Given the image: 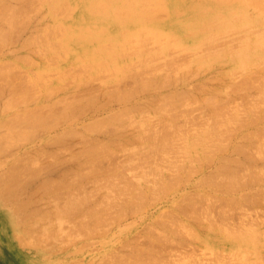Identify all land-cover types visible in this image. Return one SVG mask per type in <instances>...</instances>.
I'll list each match as a JSON object with an SVG mask.
<instances>
[{"label":"rangeland","instance_id":"obj_1","mask_svg":"<svg viewBox=\"0 0 264 264\" xmlns=\"http://www.w3.org/2000/svg\"><path fill=\"white\" fill-rule=\"evenodd\" d=\"M7 1H9V2H7ZM7 1L0 0V10H1L0 12H1V15L3 14V16H1V17H3L4 19L7 18V20H8V16L11 15V20L14 21V22L12 21L14 24L16 20H18L20 17L21 18L23 17L20 14L24 12V17L27 14V15H29L28 17H30V20L28 17H25L23 19L26 29L24 28V23L21 24L22 19L21 20L19 19L21 23L16 22L17 23L16 26H15V24L13 26L11 20H9L11 23L9 21H8V23L10 24L11 28H10V26H7V25H9V24H7V21L0 22V23L4 22V24H5V25L1 24L0 27L4 26L3 27V29H4L7 26L8 28H6L5 31L6 32L9 31L8 34L4 35L5 37L3 36L4 38L0 36V39H5L4 41L0 40V42H1V44H0V80L1 81L0 82H2L0 84V86L2 87L3 93H5L10 84H17V85H20V84L24 85L25 84L23 87L25 88L27 86V89H29V90H27L26 88H25L26 89L25 90L23 88V92H21V95L23 93H25V98H28L27 96H29L28 94H30V93L31 94L33 93L32 95L35 98H39L42 96L43 101L39 102V104H37V105L39 106L40 103H42L41 107L42 106L43 107L39 108L38 106H35V104H31L30 106L25 107L26 105L29 104V102H33V101L35 102L36 101V99L30 95V97H29L30 100L26 99L27 101H29L26 103H22L20 101V99L22 100V97L19 98V100H16L14 98L16 102L13 101L12 104L10 103L11 106L13 104L15 105L14 107L10 108L9 112L11 115L8 112H0V123L1 122L3 123V124L1 123L2 127L0 126L1 131L3 130L2 128H4L5 125H10V126L14 125L15 126L12 128H10V126H9V129L6 128L7 127L6 126L5 128L9 130V131L7 130L8 133H6L7 131H5V130H4L5 133H4V131H2L3 134L0 133V135L2 134L1 135L2 138H0L1 141H2L3 137L6 138L5 136H7V138L5 140L3 139L5 144H4V142H2L4 145H1V143H0V148H1L0 149V178H2V177L4 178L5 174L12 171V169L10 170V168H12L11 166H13V164H12L13 162L15 165L14 168H16L13 171L16 170L15 173L17 172L18 176L22 170V168H20V170H17L20 167V165L23 166L25 164L26 166H24V169L30 168V170L28 172H27L28 169L25 171L22 170V175L19 176L20 178H18L19 179L18 181L21 180L20 182L17 181L18 183H15V184L10 183L11 184L10 185V184H8L9 180L7 179V181H8V182L6 181L7 184H6V182L5 183L3 182L4 184L2 183L0 185L1 187L6 188V190L8 189V191L5 192L6 194H0V264H153V263L154 264H160V263L161 264H211V263L213 264V262L215 264H220V263L221 264H227V263L231 264V262H232V264L233 263L234 264H237V263H239V264H245V263L246 264H250V263L251 264H264V203H263L264 202V195H263L264 194L263 193V191H264V180L263 179L264 178H262V177H264V175H263L264 174V154H263L264 153V147H262L261 150H259L260 145L258 143V142H260V141H258L259 139L261 140V138H264V125H263L264 119L261 118L259 120V117H261V114H262V117H264L263 116L264 111L262 109L264 107V105L262 106V104L264 103V97H262L261 96L262 94L260 95V93H259L261 91H262V93L264 92V90H262V86L264 88V85H261V86L259 85V84H263V82H264V80H260L261 78L263 79V76H264V41H263L264 35H262V34H264V31L261 30L262 28L264 29V14L263 15L259 14V12H257L255 8L249 6L245 9L240 8V10H242V13H244L246 15V17L243 18V17H240L242 15H240L241 12L238 9L236 12L233 7L228 8V6L225 4H223V5L213 4L212 6H210V5L206 4L205 0H173L174 3H169V0H160V1L155 0V1H157L158 4H156V2H154V0H152L151 3H153V4L150 6L146 5V2L150 1V0H147V1L141 0L142 2L139 1L138 4L136 5V8L134 10L135 11L134 14L130 13V15H126V14H129V12L127 10H124L125 12H123V13L126 16L123 14L124 17L121 18L120 16H122V15H119V17H116L117 20L116 19L111 20L110 18L104 17V21H103V16H104L103 11L98 13L99 11H96L95 10L96 8L93 7V5H92L93 4L92 2L93 1L95 2L97 0H67V2L64 1L66 3L69 2V4H70L69 6H70V8H72L71 12H70V8L68 7V4H67V8L69 11L65 8V10H63L61 12L62 8H64V3H63V7L60 4L63 2V0L61 3H60L61 0H58V1L57 0L56 1L55 0L54 1L49 0L50 2L48 3V5L52 4V6H54V7H56V4L59 3L58 4L59 10L56 7V9H54L55 11L57 10L56 12L51 10L53 13L50 11V9H53L52 6L49 7L46 3V2H48V0H46L45 2L43 0H41L42 2L39 0H35L36 1L35 2L33 0L34 3L31 2L32 1L31 0L30 4L33 3L34 5L33 4L30 5L28 0H25V1L24 0H20V1L18 0V2H17V0H15V1L14 0H7ZM10 1H12V2H10ZM27 1H28V3H27ZM74 1L76 2V4H74L75 3ZM124 1L127 2V0H124ZM19 2H20V4H19ZM24 2H26V3H24ZM39 2H41V3H39ZM3 3H5V4L7 3L6 7L4 6L5 4L3 5ZM8 4H10V6H12V7L17 5L16 7L20 8V10H19L20 14H18L19 13L18 11H17L18 13L16 12L17 15L15 13V11L18 10V8L14 7L16 9L14 11V10L10 9L11 7ZM28 4H29V8L26 9L28 7ZM35 4H37V5H35ZM73 4L76 6V7L74 6L75 9L72 6ZM139 4H145L146 8L149 7L151 10H152L151 6L153 7V5H155V6L159 5L158 6L159 8H157L158 11L155 10V8H156L155 6H154L155 8L153 7L154 10H152V11L149 8H147L146 11H148V12L150 11L149 12L150 16L147 15V16H144L142 19H140L143 22V26L142 25H140V26L144 27V30H146V29L148 30V28L153 27L154 24H158V25L167 24L168 31L162 32V34L160 33L159 35H161V36L160 37L158 36V39H154L153 37H151V33L148 32L147 30H146L147 32L143 31L144 32L143 33L142 32L143 28L142 27L140 28L138 24L135 26L132 24V21H134L135 18H139L141 13L143 14V12H146L145 7H143L144 9L141 10V7L143 5H140L141 7L139 9V7H138ZM23 5H24V7H22ZM86 5H87V9H86ZM3 6L6 9L7 8L10 9V11L8 10L10 14L7 13V11L5 12L3 10V8H4ZM36 6H37V8H36ZM38 6L41 9H39ZM21 7L24 8L25 10H21ZM60 7H61V9H60ZM165 7L167 8L166 11H165ZM175 8H176V10H175ZM29 9L31 10V12L27 11ZM46 10H47V12H46ZM66 10L68 11V13L70 12L69 15H71V16H68V13L66 12ZM94 10H95V12H94L95 14L93 13ZM231 10H234V12L233 11L231 12ZM177 11H179L178 13H180V14H178ZM57 12H61L62 16L59 15L60 13H58V16H57ZM64 12H65V14H63ZM163 12H164V14H163ZM165 12L168 14L166 15ZM249 12H250V14H249ZM151 13H153V14H151ZM155 13L156 14L160 13L159 16L157 14L158 18H154L156 15ZM5 14H7V17L6 16L4 17ZM12 14H14V15L12 16ZM43 14H45V15H43ZM15 15L17 17H15ZM19 15H20V17L18 18ZM153 15H154V17H152ZM233 15L234 16L236 15V16L233 17ZM53 16L55 17V19L53 18ZM160 16L164 17V18H160ZM13 17H15L16 20L12 19ZM147 17H148V19H146ZM26 18H28V19H26ZM37 18H38V21H35V20H37ZM175 18L177 20H175ZM25 20H27V21H25ZM58 20H61L58 22L59 24L61 22V27L58 26L59 25L57 23ZM119 20L120 21L124 20V21L119 22ZM247 20H248V22H247ZM43 21H44V24H46V22L48 21L49 24L46 26L50 25V27L51 26L53 27V25H51L53 23L55 28L57 26V28H56L57 30L53 29L54 27L53 28L49 27L51 29L50 31L52 33L50 32L51 34H47L49 32H47V30L43 28V27H46L45 25L44 26L42 25ZM26 23H27V25H26ZM35 23L39 24V25L41 24L40 26L43 28L44 31L39 28L40 26L39 27L37 25L32 26V24H35ZM56 23H57V25L55 26ZM66 23H68L67 27L68 28L70 27L69 29L67 28L68 30L65 27ZM18 24L20 26H18ZM29 24H30V26L34 27L35 30L31 29L32 27H30ZM91 24L92 25L94 24V26H92ZM21 25H23L22 29L16 28V27L21 28ZM79 25H81V26H79ZM76 26H78V27H76ZM84 26H86V27L84 28ZM99 26H101V27H99ZM2 27H1V30H3ZM14 27L16 28L17 33H15ZM63 27H64L65 32L62 31ZM102 27H104L103 29H105V30L102 29V31L101 30L99 31L98 29L102 28ZM199 27H200V29H199ZM202 27L203 28L205 27V29L201 30ZM58 28L61 31H59ZM79 28L81 29V31H79ZM86 28H87V30H86ZM124 28H125V30L126 29H128V30L124 31ZM132 28H134V29L136 28L137 31L133 30ZM257 28L258 29L261 28L260 32H262V33H260L258 31L259 33L257 35L256 34L257 33L256 30H258ZM83 29H85V30H83ZM227 29H228V31H227ZM234 29H237V30H234ZM39 30H40V32H39ZM53 30L56 32L53 33ZM93 30H97V32H94ZM138 30H140V31H138ZM120 31L121 32L123 31V32L121 33ZM191 31H193V32H191ZM214 31H216V32H214ZM221 31L224 35L221 33ZM43 32L45 34H47L49 37L47 35L42 34ZM62 32L65 34H62ZM138 32H139V34H138ZM140 32H142V33H140ZM145 32H146V34H145ZM38 33H41L40 36L38 35ZM67 33H70V34L68 35ZM79 33L81 35H84V36L83 37L80 36ZM164 33H167V35L165 34V36H164ZM170 33L174 34L173 37H172V35L171 36L169 35ZM209 33H211V34L208 35ZM218 33H219V36L221 35L220 37H218ZM36 34L38 35L37 37H35ZM57 34H58V36H57ZM76 34L77 35L79 34V35L77 36ZM141 34L142 35L144 34L143 35L144 37H146V35H148V38L146 37L147 41L145 40L148 43L143 41L144 37L141 36ZM28 35L35 37V39L37 38L36 41L31 40V45L33 44L32 45L33 49H31V48H30L31 50L26 49L27 51L15 50L14 52H12V54H10V56L6 55L7 50L12 49V47L8 46V41L10 39L11 40L14 39V41L16 40V42L13 45L18 44V43L22 45V42H21V41H23L22 39H26L25 37H27V39H31V37L29 38ZM41 35H44V36H42L43 38L40 39ZM135 35L136 36L138 35V37H142L141 38L142 40L140 39L141 42L139 41L140 44H142L143 42L148 44V46H147L145 43H143V46L146 45V47L149 48V50L146 49L145 46L143 47L141 45V47H142L141 49L146 50L145 51L146 53L143 50L141 51V49L138 50L140 47V44L139 45L134 44V46L131 45V48L128 47L129 44L138 43V40L136 39L138 37L135 38ZM46 36H47V38H46ZM75 36H77L76 39L74 38ZM129 36H130L129 40L132 39L131 36H134V39L130 40V42L128 41ZM208 36L210 38H208ZM211 36H212V38H211ZM92 37H94L93 38L94 40L92 39ZM124 37H126V38H124ZM150 37L153 39V40L152 39L151 40L154 42V44L151 41H149ZM163 37L164 38L166 37V38L163 39ZM169 37H172L173 39H170ZM175 37H177V38L174 40ZM122 38H124L127 42L125 43V40H124V42H122L121 41V40H123ZM160 38L163 39L164 42H161L162 40ZM196 38H197V40H196ZM46 39H48V41L51 40V43H49L50 41L49 42L46 41ZM60 39L62 40V42ZM205 39H206V42L210 39L208 41V42H210V44L209 43L205 44L204 43ZM117 40H119L120 43ZM154 40H156V41H154ZM159 40H161V41H159ZM169 40H171V41H169ZM195 40H196V42H195ZM198 40H201V43L202 42L203 43L199 45ZM238 40H239V42H238ZM244 40H246L247 42H244ZM33 41H35V42L32 43ZM115 41H117L118 44L114 45ZM214 41L216 42V44ZM40 42L42 43L43 46L40 44ZM243 42H244V45L241 44ZM103 43H105L107 47ZM110 43H111V46H110ZM157 43H159V44H157ZM170 43H172V44H170ZM211 43H212V45H211ZM239 43H240V46H236V45H239ZM252 43H254V45ZM3 44H4V46H3ZM51 44H52V46H50ZM100 44L104 45V47L103 46L100 47ZM127 44H128L127 48H126V46H124V47L126 48L125 54H127V53L128 54L124 55V50H121V48H122L121 46L127 45ZM182 44H183V46H186V47H183L184 49L178 48V47H182ZM203 44H204L206 49H204V46L203 47L201 46ZM213 44H215V46H218V47L216 48L215 46H213ZM230 44H232V45H230ZM257 44H261V45L256 46ZM44 45H46L47 47L50 46L49 48L52 47V49H53V47H55V48L52 50V52H51V49L49 51H47V48ZM207 45L210 48V50L207 49L208 48ZM210 45H211V47H210ZM233 45L236 47L232 48ZM136 46H139V47L136 48L137 51L135 50L136 51V53H135L134 49ZM155 46L159 47V49L156 48ZM176 46H178V47L176 48ZM115 47H116V49H115ZM172 47L176 48L175 51H173L174 49ZM110 48H112V49H110ZM150 48H153L154 50L153 49L151 50ZM155 48L158 50H156ZM187 48L189 50H187ZM229 48L231 50H229ZM109 49L111 52L108 51ZM132 49H133V51H132ZM213 49L215 51V54H213L214 53ZM215 49H218V50H215ZM33 50H36L40 54L42 52L41 50H44V51L46 50V51L45 52L43 51L44 53L41 54L42 58L41 57L39 58L40 54L35 53L36 51L31 52ZM103 50L104 51L107 50L108 52L107 51L104 52ZM168 50H170L171 52L173 51L172 54H171V52H169V54H168V52H167ZM207 50H209V53ZM232 50L234 52H232ZM157 51H159L158 54H156L158 57H156L155 54H153L154 56L151 55V53H153V52L156 53ZM160 51H162V52H160ZM121 52H123L122 56L119 55V57H118L117 54L118 53L121 54ZM133 52L135 54H133ZM204 52H205V54H207V56H205V57H203L205 55ZM22 53H23V55L24 54H26V55L23 56ZM27 53H28V55H27ZM114 53H115V55H114ZM148 53H150L149 57H151L153 59H151V60L148 59L149 58ZM159 53L160 54L163 53V54L160 55ZM236 53H238V54H236ZM54 54H55V56H54ZM110 54H113V55H110ZM109 55H110V57H109ZM138 55H141L144 57L139 56V58H138L139 61H138L136 59L138 57ZM201 55H202V57H201ZM243 55H245L246 58L248 57L249 61L247 63H245L246 59L244 60ZM112 56H113V59H114V57H116V58L113 60ZM165 56H167V58H165ZM169 56H170V58H168ZM146 57H148L146 59V61L148 63H146L145 61L143 62V60H145L143 58H146ZM84 58H86V59L84 60ZM130 58H132L130 60L131 62H133L132 60H134V59L137 60V62H135V60H134L135 63L133 62V64L130 63L132 66L130 64H127ZM164 58L168 59V60L165 61ZM188 58H189V60H188ZM4 59H5V62H7L9 60L8 63H5L3 61ZM101 59L103 61H101ZM110 59L112 61H110ZM185 59L190 61L189 67L191 69L189 70V68H188L189 71L186 70L187 73L184 74L183 71L185 70L186 67H188L187 66L188 63H186L185 67L183 66V65H185V62H184V61H186ZM140 60H142L141 61L142 64L140 63ZM258 60L261 63L260 62L258 63ZM179 61H180V63H179ZM88 62H90L92 68L88 66ZM104 62L108 63V64L104 65ZM125 62H127V63H125ZM172 62H174L178 65L180 64L181 66L179 65L177 67V65H174V63H173V65H171ZM183 62H184V64H182ZM121 63L122 64L124 63L123 66H125V64H127L128 66L127 65L126 66L129 67V68H127L128 70L130 69L131 72H135L134 74L140 75V76H142V78H143V76L146 77L149 75V73H148V72H150L148 70V69H150L149 66H151V68L154 67L153 70L155 68H157L158 70L159 69L162 70V72H161V71H153L152 69H150L153 72H156L153 74V72L151 71L152 73L150 76L153 77V75H154L155 78L158 77L157 79H159L160 81H163L164 79H166L167 75L172 76V78L174 77L175 78L174 81H173L174 78L172 79L169 77V79H170L169 80L167 77L166 80H169L170 84L167 83V81H166V86H168V85L169 86L168 87L165 86V88L162 90L161 93H164L163 91H165V93H168V94L170 92H172L173 98H174V95H176L178 93L179 96L181 95L183 97V99H185L184 95H182V94H184L183 91H185L189 97L187 100L188 102L190 99L193 100L194 97H197L198 100L201 102V103L199 102L200 106H199V103L197 100H195L196 102L193 103V104H197V105H193L191 102L192 100H190L191 105L189 107V110H190L189 111L188 110L189 105H187V106L183 105V109H182V107L181 108L179 107L180 105L178 106V103L183 104V102H184L183 99L178 96V94L175 97L176 98L179 97L182 100V102H181V100L179 102L178 98L173 99L171 97V98H169V99H172L171 103H170V100L168 99L170 94L168 95V97L166 96L167 94L165 95L167 98L163 94H162L163 96H160L159 94H161V93L158 94L160 96V98L162 97L161 99H163L165 97L164 100L165 99L168 100L165 102H166V104H170V105H168L170 107V109H171V104L176 102V100L178 101V103L176 102L177 104L176 103H174L175 105L173 104V106L178 107V110H175V109L174 110L178 111V113H179L180 110L182 109L181 110L182 112H180L179 114L180 115L183 114V115H181V116L179 115V117H181V119L186 118L185 121L182 119V122H185V124H188V125H185L183 123L181 126L179 124L181 122V119H179V117L176 118L178 116L177 115L178 113L173 111L176 113V117H175L172 115L173 112L171 111L172 112L171 113L169 111V109H166V108L162 109L161 108L162 105L159 106V104L156 103L157 101H153L155 99V98L152 99L153 96L151 98L149 97L148 98L149 101L146 102V100H144L146 98V94H140L141 88L139 86L135 85L134 79H133L134 75L132 76L131 75L132 73H129L130 70L128 72L125 67H123V70H122ZM163 63H165V65H163ZM166 63L170 65V67H171L170 69L168 68L169 65H167ZM78 64H82L84 66L82 67V65H78ZM117 64L121 66L120 68L118 66L117 67L118 69L115 66ZM134 64L135 65L139 64L138 65L139 67L137 66L138 70H135L137 68L136 67L134 68ZM145 64H148L147 68H145L147 66V65L145 66ZM197 64H199V66ZM240 64H244V65H240ZM256 64H258V65H256ZM69 65H71V66L69 67ZM95 65H97V66H95ZM112 65L115 68L112 69L111 71H113L115 69L117 70V71L115 70L116 73L113 72V74H114L113 76H111L112 74H111V71L109 70L110 67L113 68ZM195 65L198 67L195 68ZM106 66H108L109 68L105 69ZM140 66L142 69L140 68ZM143 66H145V67L143 68ZM164 66H165V69H163ZM166 66H168V67H166ZM173 66L176 67L174 69L176 70L178 75H176L175 70H173V68H172ZM261 67H263V69ZM63 68L68 69V70L65 71ZM80 68H83L82 69L83 71H81ZM101 68L105 69L106 72L103 71V69L101 71ZM177 68L179 70H177ZM181 68H183L182 71H180ZM240 68L243 69L242 73H241ZM249 68H251V69H249ZM256 68H258L260 70H257ZM62 69L66 73L61 72ZM120 69L122 71H125V72L127 71L126 73L128 76L127 77L125 76V78H121L120 76H121L122 72H119ZM132 69H134L135 71ZM166 69H169V70H166ZM98 70L100 71V73ZM143 70H145V71H143ZM146 70H148V72H146ZM163 70L166 71L165 73L168 72L170 75L168 73L165 75ZM195 70L198 72H195ZM231 70H232V74L230 73ZM236 70H238V72ZM244 70H248V71H244ZM252 70H253V72L251 73ZM254 70L256 72H258L259 74L261 73L260 75L262 77L258 76L257 75L258 73H254L255 72ZM34 71H37V73H35ZM40 71H41V74L39 73ZM94 71H95V73H94ZM137 71H139V72L141 71L144 73L146 72V74L143 75L144 73L140 74ZM171 71H172V73H171ZM192 71H194V72H192ZM8 72L11 73L10 76L8 75L9 74ZM44 72H46V73H44ZM79 72H81V74H82V72H84V73L81 75ZM97 72L100 75L97 76V78H95L97 75ZM78 73L80 76L78 75ZM126 73H123V74L126 75ZM163 73L165 76L163 75ZM173 73L176 76H174ZM228 73H229V75H228L229 78L227 77ZM61 74H62V76H61ZM63 74H64V76H63ZM92 74H94V76ZM159 74H160V76H159ZM249 74H250V76H253V75L257 76L259 78L258 80H260V83L258 84L256 77L253 76L252 77L253 79H252L249 76ZM34 75L37 76L36 80H34L32 78V76L34 77ZM86 75H89V77H93V78L88 79ZM116 75L118 76V78L120 77L119 79L121 81L119 80V82H116V80L118 81V78ZM162 75H163V80L161 78ZM244 75H246V76H244ZM42 76H43V78H42ZM59 76H61V77H59ZM131 76H132L133 80L131 79ZM140 76H139V78H140ZM148 77H146V78H148ZM178 77L180 80L179 79L177 80ZM244 77L249 78V80L246 78L247 80L244 81ZM41 78H42V80H39ZM85 78H87V80L89 81L86 83L87 85L82 82L83 80H84V82L87 81V80H85ZM142 78H141V80H142ZM155 78L153 77V79H152L154 81V83L156 81L157 82L159 81V80H156ZM30 79L34 80L33 88H32V86H30L32 80L30 83L28 82ZM79 79L81 80L82 83L80 82ZM112 80H113V82H112ZM254 80L257 82V84L259 85L260 88L258 87V85L256 83L254 84ZM77 81H79V83L77 84V88H76V86H73V85L76 84ZM251 81L253 83H251ZM261 81H262V83H261ZM163 82H159V84H161ZM172 82H174V83H172ZM243 82L244 83L246 82V84L248 86L246 84H244ZM247 82H249V83H247ZM80 84H83L84 86L80 85ZM229 84H231V85H229ZM241 84L245 85L246 89H244L245 87H242ZM132 85H135L137 87V88H134L135 86H133V89L137 90L136 92H138V93H136L135 91H134L135 94L133 93ZM175 87L179 90L173 91L174 89H176ZM217 87L221 88V89L219 90ZM51 88H52V90H51ZM171 88H173V90ZM214 88L217 90H215ZM32 90H34V91H32ZM48 90H51V91L54 90V92L51 93V91H50L48 93V95L45 96V94H47ZM73 90H78V92L74 91V92H77L75 94L74 92H72ZM126 90H128V91H126ZM166 90H167V92H166ZM180 90L181 91L183 90V91L180 92ZM129 91H132V93ZM168 91H170V92H168ZM43 92H46V93L43 94ZM69 92H72V94H70ZM113 92H115V93H113ZM118 92L122 93L121 95H118V97H124L127 92L131 93V94H126V97L127 98L129 97L127 99L128 101L126 99H125L126 102L123 101L122 103L117 101L118 98H114V97L117 95L116 93H118ZM50 93H51V95H50ZM110 93H112L113 98H109L111 96ZM60 94H61V96L65 95V96H63L65 98H61ZM108 94L110 96H106ZM187 94H186V96H187ZM203 94H206V96L208 94H210V95L215 94L216 97H213V98L218 99V96L220 97L219 100H215V102L217 101V103H218L220 100H222L225 103L224 105H226V102H228L227 103L228 106L225 107L222 105L223 107H221L222 101H220L221 104H219L220 102L218 104L211 103V101L208 100L209 97L207 96V98H208L207 99L203 96ZM18 95H17V98L21 96V95L20 96H18ZM35 95L38 97H36ZM228 95H230V96H228ZM257 95L263 99L260 98V100H259L258 99L259 97ZM44 96L47 99H45ZM47 96H49V97H47ZM58 96L60 97V99ZM156 96L154 95V97H156ZM159 96H158V101L160 99ZM202 96L206 100L202 99L201 98ZM224 96L228 98L227 99L228 101H226V98ZM254 96H256L257 98ZM15 97H16V95H15ZM230 97H231V100H229ZM253 97L256 98L257 100L254 99ZM32 98H34L35 100H33ZM86 98L89 99V102L87 100H85ZM197 98H194V99H197ZM252 98H253V100H256L258 103L263 102L262 104L260 103L261 105L260 104L258 105L259 109L257 108L258 106H255L256 101L254 102L255 104L252 102L254 104V106H252V103H250L252 101L251 100ZM4 99H5V96L3 94L0 95V108H1L0 110H2L3 108L9 109V107H10V104L8 103L10 100L6 101V103H4ZM130 99L132 100L131 102H133V103L130 102ZM161 99H160V101L163 102V100H161ZM186 99H187V97H186ZM186 99H185V102H186V104H188ZM57 100L58 101L61 100V101L57 102ZM68 100H70L72 102V104ZM73 100L75 102H73ZM201 100H205V102L201 101ZM53 101L56 102L57 104L54 103ZM65 101H68L70 106H68V102L64 103ZM76 101H78V102H76ZM51 102L53 103L54 106L51 104ZM153 102H155V104L158 105L157 107H160L162 110L161 109L159 110V108L156 109L157 108L156 105L153 107V105L151 104ZM165 102H163V105ZM185 102H184V104H185ZM248 102L253 107V110H252V107L249 105ZM15 103H17V104H15ZM49 103L51 105H49ZM138 103H140V105H142V104L143 105L140 106ZM7 104H9V106L5 107L4 105H7ZM74 104H75V106H74ZM210 104L211 105L215 104L217 109L219 107L222 109L225 107L224 110L222 111V109H221V112L219 113V114H222L223 116H225V115L227 116V115L231 114L233 111H234L233 113L236 112L235 114H232L234 117L236 116L235 118L233 117L235 121L233 120L232 115L227 116V117L225 116L226 120L224 119L225 117L223 118L221 115H218L219 117L221 116L222 120H224V124L223 123H221V124H222V126L224 125L223 127L225 130H226L225 124L228 125V129L230 132H227V133H229V134H226V135L224 134L225 130L223 129V127L221 128V125L219 124L220 122H222L221 119L219 117L216 119L214 116L216 113L218 114V111L213 110V108L215 109L216 107H214V105L209 106ZM63 105H64V107H63ZM72 105L74 108H72ZM201 105H202V107L204 105L205 106L203 108H201ZM34 106L36 108H38V109H34L35 112L32 111L33 110L32 108H34ZM46 106H47V108H46ZM57 106L59 109L57 108ZM125 106L127 108L126 111H128V108L130 110V111H128L130 114L128 112L126 113V115L128 116V114H129V116L128 117L126 116L125 121L129 120L128 119L129 117L132 120V121L129 120L127 125L125 124L126 122L124 120H122L125 118V117L123 118L122 113H121V115H122L121 120L122 121L121 120L118 121L116 119L117 115L119 114L117 112L124 111ZM135 106L138 109H140V107H142L143 110L145 108L146 109L144 111L143 110L140 111V110L136 109ZM149 106H152V108L155 109L154 113H153V109H152V111L149 109ZM260 106H262V107H260ZM44 107L46 110L44 109ZM133 107L136 110L135 112H134ZM185 107H186L185 110L187 112L189 111L190 113L194 114V116L196 118L194 116H192V114H190L192 117L195 118L194 120L191 118V116H187V114H189V112L188 113L186 112V114H185V112H183V111H185L184 110ZM255 107H256V110H258L257 111L258 113L257 112L255 113V111H254ZM206 108H207V110H206ZM41 109L43 111L44 110L45 111L42 112ZM47 109H49V110H47ZM208 109H209V112H208ZM225 109H227V110H225ZM27 110H28V112H27ZM30 110L34 113L31 114ZM36 110H38V111L36 112ZM59 110H61L62 113L64 112L63 115L60 113ZM131 110H133V112ZM137 110H138V113H137ZM167 110H168V113H170V114H167V112H165ZM211 110H213L216 113H210V112H213ZM49 111H50V113H49ZM58 111H59V113H58ZM65 111L67 112V114H65ZM139 111L141 112L140 114H139ZM148 111H149L150 115H153V116L150 117V115H148L149 117L147 118L146 114H148ZM161 111H162V113H160ZM163 111L165 114H163ZM24 112H27V114H24V115H29V112L31 115H36V113H37L36 116H38L39 118H41V112L44 113V115H43L44 118L43 117L41 118L42 120L43 119L44 120L42 121L40 119L42 122L40 121L39 122L40 124L38 123L39 125L38 124L37 125L41 126V124L42 125L48 124V125H46L47 127L45 126L43 128H39L37 125H35L36 128L38 127L39 129L38 128L36 129L35 126L32 127L34 130L33 129L32 130L27 129L29 127V126L26 127L28 124L25 126V124L22 123L21 118L19 119L20 116H18V115H23ZM131 112L135 114V115L133 114V116H132V118L136 117V119L133 118L134 121L131 118V115H132ZM207 112L209 114H207ZM224 112L226 114H224ZM175 113H174V115H175ZM114 114H116V115H114ZM123 114H125V113L123 112ZM143 114L146 115V119L147 120L149 119V122L146 119H145V121H143L145 118V116ZM166 114L168 116H166ZM211 114H214L213 116L215 119L212 118L213 116ZM217 114H216V116H217ZM255 114H257V119L255 117ZM45 115H47V117ZM59 115H60V117H59ZM113 115L115 116V119L113 118L114 120H112ZM141 115H143V116H141ZM169 115H172L173 118H172V116L169 117ZM253 115H254V117L252 118L251 116H253ZM14 116H15V120L13 121ZM50 117H52V118H50ZM120 117L118 119H120ZM154 117H158V121L156 120L157 118H154ZM188 117H190L191 120H193L191 123H190V118H188ZM208 117L210 118V120L214 119V121L220 119L218 122L216 121L217 122L216 126L218 129L214 128L213 122L209 121ZM228 117H229V119H227ZM22 118H23V116H22ZM46 118H48V120ZM138 118L141 121L138 120ZM250 118L253 119V122H252V119L249 121ZM159 119H166L168 121V122L166 121L168 124L172 122L173 124H175L177 126V128H178V126L183 127L182 130L184 133L181 134V132H180L181 127H180V129H177L175 132L174 131L175 126H174V130H173L171 128V126H172L171 125L172 123H171L170 124L171 126H169V127L173 130L171 133H173V132L174 133L173 134H166V133H169L171 130L170 131L168 130V132L165 133V131H167L164 128L165 123L163 124L164 121L163 120L161 121ZM230 119H231V121L233 120V123L231 122V124L228 121ZM153 120H156L157 122H159L158 124H160V125L163 124L161 126H163V130H165V131L158 128L159 125H157L158 127H155V128H153L152 126L150 127V125L154 126V124L156 123ZM169 120L171 122H169ZM176 120L178 122H175ZM237 120H239V123ZM7 121L8 122L10 121V122L7 124ZM12 121H13V125H11ZM52 121H54V122H52ZM186 121H189V123H186ZM16 122H20L21 124L17 123L18 124L17 125L18 127H17ZM160 122H162V123H160ZM216 122H214V123L216 124ZM234 122H235V124H234ZM4 123H6V124H4ZM100 123H101V125H100ZM210 123H212V124H210ZM96 124L100 125V126H98V125L97 126L99 127V129L101 128V130H98V128H97V130L92 129L94 127V125L96 126ZM139 124L140 125H142V124L146 125V127L143 125L144 128H150V129L153 128V130L155 132L157 130H160V132H158V133L156 132V133H157V135L161 134V136L155 135V138H153L154 137L153 134H155L154 131L152 130L153 131V134H152L150 132V130L147 129L152 134V136H151L149 133H147L148 131H146V129L141 127ZM177 124H179V125H177ZM207 124H210V125H207ZM232 124H233V126L231 128L230 126ZM19 125H20V129H19ZM117 125H119L121 127L118 128V127H116ZM184 125L186 126L185 129H184ZM21 126H23L24 129H22ZM167 126L168 125H166L165 127H167ZM205 126H207V127H205ZM209 126H212L211 127L212 130H211V128L209 129ZM123 127H125L126 131L128 129V132H126V131L124 132L121 129ZM131 127L132 128L137 127L136 133L133 132L135 130H133ZM15 128H17L20 131L22 130L21 131L22 133L19 131L17 133V129H15ZM111 128H112V131L114 129H115V131L112 132ZM130 128L132 129V131H130ZM141 128L143 130H145L144 134L145 133H146V135L149 134V137L151 136L152 138L151 137L148 138L147 136H145L143 134V132H142L143 130ZM170 128H168V129H170ZM203 128L206 131H203ZM35 129L37 131H35ZM107 129H110V132H108ZM137 129H139V130L141 129L140 130L141 132L138 131ZM155 129H157V130H155ZM207 129H209V131ZM12 130H13V133L16 132V134L14 136H13V133L10 132ZM116 130L117 131L119 130L120 132H117ZM178 130L180 132V135H178L179 134ZM122 131L124 133H121ZM137 131H138V133H142L141 134L142 138H144V136L147 138V139H145V138L141 139L144 142L140 140V138H139L140 135H137L138 134ZM202 131L205 134H203ZM220 131H222L221 133H223V131H224L223 136L225 135V137H222V135H220L222 137V139L220 138V136H218ZM9 132L12 134V135H10L11 138L9 137V134H10ZM35 132H37V133H35ZM162 132L166 137V139H165L164 135H163V138L165 140H162ZM177 132H178V134H176ZM210 132L213 133L214 135L211 134ZM30 133H32V134L30 135ZM115 133H117V134L115 135ZM249 133H251V134H249ZM25 134H26V136H25ZM134 134L137 135L136 138H134L135 137ZM248 134L251 137L255 134L256 135L258 134V136L259 137L261 136V137L258 138L255 135V137H253V138H251V137L248 138V136H249ZM33 135H35V136H33ZM206 135H207V138H205ZM216 135H217V137H216ZM29 136H32V137L29 138ZM123 136H126L127 137L126 140L128 139V141H131V143L135 142L138 148L135 147V149H134L132 146H130V143H128V141L126 142V140L123 138ZM212 136L213 137L215 136V138H216V139L213 138L214 142H215V140H218V142L216 141L217 145L219 144L217 148H216L217 145H215L216 143L213 144V142H212V138H211ZM8 137L10 139H12V141L14 140L13 138H16V140H14L15 142L13 141L15 144L13 142H11L13 144L9 143V146H8V144L6 145V140L8 139ZM131 137H133L134 139ZM218 137L221 140L217 139ZM158 138L159 139L161 138V139L158 140ZM10 139H8L9 142L11 141ZM23 139H26V141ZM56 139H57V142H55ZM107 139H109V140H107ZM110 139H111V141H110ZM155 139H157V141H159V143H157V142L154 143L153 141ZM197 139L200 140V142L198 141L199 143L197 142ZM248 139H250V140H248ZM112 140H115L117 144H118V142H121L119 144V146L122 145V142H123V144H124L123 146H125L127 144L128 149H129V147L130 148L132 147V148L129 149L128 151H125L126 149L123 150L127 146L126 145L124 148H123V146H121L122 148L121 149L119 148L120 149L119 150L118 147H116L115 141L112 142ZM118 140H120V141H118ZM149 140H151V141H149ZM195 140H196V143L194 142ZM17 141H19L20 144L19 143L17 144ZM160 141L161 142L163 141L162 142L163 144L160 143ZM171 141H173V143ZM263 141L261 140L260 143L264 144ZM105 142H106V145H108L109 149L104 145ZM170 142L172 144H174L177 148L182 147V149L184 150L183 151L181 148H179V151H178V149L176 148L178 151L177 152L176 149L174 150V147L172 149V146H171L172 144L170 145L172 150L168 149V152L171 153V155L174 154V156L179 157V158H177L178 161L176 160V157L174 159L173 158L174 156L172 155L173 157H171V155H169L168 152L166 151V148H168V146H166V144L170 143ZM193 142H194V144H193ZM7 143H8V141H7ZM86 143H87V145H85ZM102 143H104L103 145H104L105 149L107 148L105 150V152H107L106 156H104L105 153H104V155L102 154L103 158L105 157V159H101V157H100L101 156L100 153L104 152L102 150V148H100V144H102ZM110 143H112L113 145ZM137 143H139V145ZM151 143L153 145H151ZM164 143H166V144L164 145ZM211 143L213 144L214 147H212ZM95 144H96V146L99 145L100 149L98 148V146L96 148L94 146L95 150L98 148L99 151L96 150L94 152L92 149L91 152H93V153L86 152L85 149L87 146L89 147V148H87V150L88 149L91 150L90 148L93 147V145H95ZM144 144L146 146V149H145ZM262 144H261V146H262ZM192 145H194V147ZM256 145L259 148L256 149V147H257ZM133 146H135V145H133ZM160 146H161V148L162 147L163 148L159 149ZM101 147H102V145H101ZM110 147L112 150L110 149ZM139 147L140 148L142 147V150L145 149L142 151L143 154L144 153L146 154V152L149 153V155L146 154L147 157H144L145 159L148 160V158L151 157V159L153 160L152 164H151V162L149 163L147 161L148 166H149V164H150V166H152L154 163V160H155L157 162V163L155 162V165L156 164H158V165H156V166L154 165L155 166L154 168H156L157 166H160V168H162V167L165 168V169L162 168L161 173L158 172V174L159 173L162 174L161 177L159 176L160 174L159 175L157 174L158 176L155 175L157 173L156 171H159L158 170V169H160L159 167H157V169L152 171V169H154V168H152V167L150 168V166L147 167V165H146L147 163L145 164L146 160L144 158H142V159H144V161L142 159L140 161L138 160V159H140L139 155H142V154H139V153H141V149H139ZM149 147H150V149H147ZM191 148H192V150H191ZM38 149L40 150L39 153L42 151V154L40 153L41 155L39 157H36ZM116 149L118 150V152H116L117 151ZM132 149H134L133 152H131ZM136 149H138V150L135 151ZM163 149L165 151H161ZM193 149H195V150L193 151ZM240 149H241V151H240ZM242 149L244 152L242 151ZM49 150H51V151L54 150V152L56 150L57 153L61 152V154L59 153L57 156H55L57 154L56 152L55 153L52 152L54 154H52L50 152L51 153V155H50ZM83 150L85 151L84 155L86 153V155H85L86 159L88 157L95 158L96 152H97L98 159L100 158V161L101 160L103 161V162H100L99 160H97V162L99 161L98 164H100V163L104 164V165L100 164L101 166L96 164V165H98V168L100 167L99 172H101V174L99 176L104 177V175H106V173L108 175H111V176L106 175L107 177L105 179L107 181L109 180V183L112 182V184H113L114 181H110V180H112V177L115 178V175H116L118 180L116 178L115 179L113 178L115 181L117 180L115 182L114 186L121 179L122 182L120 183V181H119L118 182L119 185L118 184L117 185L119 187L120 186L122 187V185H123L124 189L125 188L126 189L124 190L123 187L122 188L120 187V189H122L124 192L121 190L122 192L120 191V193H118L119 192L118 191L116 193V191H117V189H119V187H115V188H117L115 190V188L112 185H110L108 188L107 187L108 182L106 181V183H105V179L103 180L102 178L99 179V180H101L100 182H103L102 185L98 180H95V179H94V182L92 181L93 179L90 180L91 183L93 182L91 184V183H89L90 182L89 180L87 181V179L86 180L84 179V177H83L84 175L81 176V177H83V179L79 177L80 178L79 180L76 179L75 180L76 182H74V180H73L74 184H71L72 186L70 185L69 180H71L73 177H75L74 175L76 173H78V171H79L78 168H76L77 166L75 167V165H76V162L78 160L83 159L84 155L83 156L81 155V152L83 154ZM107 150L109 151V155H108ZM122 150H123V152H126V153L131 152L130 156H129V153H127L128 154L127 155L126 153H123ZM139 150H140V152L138 153V156H135L134 154L136 153V155H137V152ZM150 150H153L154 153ZM236 150H238V152ZM262 150H263V152H262ZM47 151H48L50 156L46 153ZM185 151L188 154L185 153ZM1 152H2V154H1ZM162 152H164L166 154H164ZM261 152H262V154H261ZM39 153H38V155H39ZM44 153H45V155L47 154L49 156V158L48 157H46L47 159L44 158L45 157V156H43ZM70 153L72 154V156L70 155ZM87 153L88 154L90 153V155H88ZM32 154L33 155L35 154L34 156L36 158H39V159L42 158V159L39 160L33 156V158H31L33 161H31L29 163V161H30L29 158L32 156ZM183 154H185V156H187V157L190 156V158H187V157L180 158L181 155L183 156ZM29 155H31V156H29ZM73 155L76 158H78L79 156L80 157L78 159H76V158H74ZM77 155H79V156L77 157ZM123 155L124 156L126 155L125 157H130V158L132 157V158L131 159L128 158L129 160L125 159L126 162H122V160L124 159ZM133 155H134V157H133ZM144 155H142L141 157H143ZM60 156H62V157H60ZM97 156L95 159H97ZM109 156L112 159H113V157L115 158L114 159L115 162H113L114 160L109 162V164L114 163V165L111 164V165L107 166V162L109 161L110 158L107 159L106 157H109ZM168 156H170V157H168ZM20 157H22V158L27 157L26 160L28 159L29 161L27 160L28 162H26L25 159L24 160L22 158L20 159ZM50 157H53L54 159H57V157H58V159L55 160V163H54L53 158H52V161L51 160L49 161ZM71 157L74 159H72ZM162 157H163V159H162ZM165 157H167V158H165ZM60 158L61 159L64 158V160H63L64 163H63V161L59 162ZM112 159H110V160H112ZM15 160H18V168L16 167L17 162ZM21 160H22V162L19 163ZM42 160H44V161H42ZM46 160H48V162H45ZM130 160L132 162V163L130 162L132 165H134L133 163L136 164L135 161H139V162H137V164L139 163L141 165L143 162L144 168H142L139 164H138L139 166L136 164L134 167H132L131 164L129 163ZM149 160H150V158H149ZM167 160H168V162H167ZM172 160H174V161L171 164L170 161H172ZM175 160L177 163L180 162V164H178L179 166L176 164ZM23 161L28 163V164H31V163L32 164L28 166L26 163H24L22 165ZM34 161L36 163H38V166H40L38 169L37 168L35 169L36 163ZM80 161H82V160H80ZM50 162L51 163L53 162V165ZM46 163H50V165H48ZM58 163L60 165H58ZM117 163L120 164V166H117ZM159 163H160V165H159ZM167 163L169 164V166H167ZM173 163H175V164H173ZM126 164H129V166L132 167V168L130 167L131 169L137 168L136 171H131V169L129 168L128 165H127L128 169L126 170V168H127ZM43 165H45V166H43ZM51 165H52V167H51ZM145 165L147 167V170L145 169L146 168ZM172 165L173 166L175 165L174 166V168H175L174 172L172 171V169L174 170V168L171 167ZM33 166H34V170H35L34 173H38L37 175H34V173L32 171L33 168H31V167H33ZM124 166L126 167L125 169H124ZM176 166H178L177 169L179 168V171L176 170ZM42 167H43V169L39 170ZM110 167H112V169H114V171H112V169H110ZM181 167H183V169ZM198 167L201 169L202 173H199L197 171L199 169ZM74 168L77 169V171L76 170L72 171ZM141 168H142V170L144 169L145 171L142 172ZM70 169H72V170L70 171ZM120 169H122L121 173H119ZM138 169H140V170H138ZM150 169H151V171H150ZM166 169H168L169 171L171 170L170 180H168L167 179L168 177H166L167 176V170ZM187 169H189V170L193 169V173L190 172V174L192 173V176H190V175L185 176V175H187V173H185L186 171H188ZM194 169H197L196 172H194L195 171ZM36 170H37V172H36ZM67 170H68V173L65 172ZM82 170H84V171L82 172ZM82 170H81V172L79 171V173H84L86 171V168H84V169L82 168ZM128 170H130V171L127 172ZM231 170L233 172H236L237 174L242 173L240 176V179L243 177L242 180L244 182L246 181V183L241 181L240 187H239V185H240L239 183L237 186L238 188L234 187L235 186L234 181H231V183L228 181L230 179V176L228 175V173H230ZM234 170H236V171H234ZM63 171L65 174L62 176ZM111 171L113 173H111ZM149 171L152 174H149ZM160 171H161V169H160ZM169 171H168V176H169ZM23 172L24 173L27 172V175H29V176L23 175L24 174ZM72 172H74V173H73V177L71 178ZM117 172L119 174H116ZM132 172H134V173L132 174ZM145 172H146V174H145ZM260 172L262 173L261 176H259ZM69 173H71V174L69 175ZM103 173H105V174L103 175ZM142 173H144L143 174L144 176L142 175ZM188 173H189V171H188ZM252 173H255V175H257V178L256 177L253 178L254 175L251 176ZM30 174H33L34 176L32 175L33 177H31ZM136 174H138L136 176L137 178L135 177ZM164 174H165V176H164ZM172 174H176V177L174 178V175H172ZM215 174H216V177L215 178L212 177L213 179L210 177H207V178L204 177V176H212V175L214 176ZM249 174H250V177L253 178L252 179L253 182L251 181L250 183H249V179H250ZM123 175L126 179L122 178ZM145 175H148V176H146L147 179L145 178ZM150 175H152L153 177ZM197 175H198V177H197ZM218 175H220V177ZM23 176H24V178H23ZM76 176H77V174H76ZM171 176H173V177H171ZM68 177H70V178H68ZM118 177H120V178H118ZM158 177L161 180L160 182H159ZM187 177H189V178H187ZM202 177H204L205 179H203ZM217 177H219L218 179H220V180H218ZM46 178H47V181L49 179H51L48 182H52V183L56 182L57 180H60V183L62 185L61 187L64 186L66 189L72 190V192L74 190L73 188H75L76 191H74L73 193H78V191H81L83 193L85 191L84 194L79 192L76 195L77 197H83L84 195L85 196L87 195V197H86L87 199L85 198L86 200L83 201V202L86 201V203L82 202V204L80 205L81 213L79 211L80 214H78V216L76 215L74 217H64V218H60V217L56 216V219H53V218H55V216H54V214L53 215L51 214V212H52L51 209L55 206V204L52 203V202H54V200H52V202H49L51 200H50L49 196H47L51 193L48 191L47 192L44 191L40 186H38V184H40V183H41L40 185H42L44 183V180H45V182H47ZM151 178H153V180ZM154 178H157V179L154 180ZM171 178L175 179L176 181H172L173 179H171ZM176 178H178V179L180 178L181 180L179 179L180 181H177L178 179H176ZM209 178H210V180L212 179V181L214 180L213 183L210 180H207V182H211L212 185H211V183H207L206 181L204 182V180L209 179ZM222 178H224L223 182L221 181ZM225 178L227 179L226 182H225V180H226ZM244 178H245V180H244ZM128 179H130L128 181L129 183L126 182ZM141 179H142V181H141ZM165 179H167V180H165ZM200 179H201V181H200ZM216 179H217V183L219 181H221L220 183L221 184L224 183V184H222V186H221L220 183H218V184L215 183ZM240 179H237V181L238 180L240 181ZM5 180H6V178H5ZM144 180H145V182H143ZM182 180H183V182H182ZM231 180H233V179H231ZM247 180H248V182H247ZM95 181L97 183V185H96L97 187L95 186V184H96ZM152 181L156 182V183L158 182V184H157L158 186L156 184L154 185V183ZM165 181H168V182L166 183ZM170 181L174 182V185H172V183ZM198 181H200V182H198ZM71 182H72V180H71ZM77 182H79V183L77 184ZM175 182H176V185H175ZM136 183L137 184L139 183L140 185L139 184L138 185L141 186L138 189L143 188V191H144L143 195L144 196L142 195V198H141V194L143 192H142V190H138L136 188L137 187ZM150 183H152L154 185L151 187V189L154 187L153 190H151L150 186H148V185H150ZM159 183H162V184L164 183L163 185L165 186V188H162L164 186H160L161 187V189H160ZM168 183L171 184L172 187L169 188L168 186H170V185H168ZM178 183H180V184L178 185ZM188 183H191V185H193L194 188L188 187ZM214 183H215V185H214ZM93 184H94V186L92 188L91 185H93ZM103 184H105L106 186L105 185L103 186ZM134 184H136V185H134ZM185 184H186V186L183 187L182 185H185ZM219 184H220V186H219ZM227 184L228 185L231 184V187L228 188ZM98 185H100L101 188L100 187L98 188ZM14 186H16L15 188H17V189L13 190L12 187H14ZM111 186L114 189L111 190V194L110 193H108V194L113 196V194H114L113 190H115L114 192L116 193V194H114V197H116L117 195L120 194L119 196H117L118 198L116 197L117 199L113 197V199L115 201L112 198L110 199V197H111L110 195L108 196L109 198L105 197V195H108L105 191L109 189V192H110ZM127 186L129 187L128 192L130 191L133 194L136 191V193H135L136 195L135 194L134 195L137 197H139L138 195H140V199L143 201V203L139 202L141 200L139 198L133 196L132 194H130V193H128V195L125 194L126 190L128 189ZM156 186L158 188H156ZM197 186L199 188H197ZM232 186L235 189H233ZM34 187L35 188L38 187L39 189H35ZM64 187L61 188L60 191H63V190L65 191L66 189ZM89 188H91V190ZM94 188H98V192H97V190L92 191ZM104 188L105 189L107 188V189L105 190ZM130 188L132 190H130ZM148 188L151 191H153L154 193L152 194ZM11 189H12V191L16 190L17 193L15 191L14 193H16V195L13 194L11 197H9V194H7V193L9 192V190L11 191ZM31 189H32V192H31ZM134 189H136V190H134ZM147 189H148V192H146ZM158 189H160V190L164 189L163 191H165V192L158 191ZM34 190H35V192H34ZM42 190L45 193L42 192ZM56 190H58V189H55V191ZM191 190L192 191L194 190L193 191L194 195L192 197H190L192 195ZM52 191L54 192V190H52ZM90 191L92 193L94 192L93 193L94 195L91 196L92 198L90 197L91 199L89 198V195H90L89 192ZM103 191L105 192V194L103 193ZM189 191H191V194ZM2 192L4 193V191H1L0 193H2ZM40 192H41V194H40ZM100 192H102L104 194V196L102 194V196H100L101 198L99 197L97 202H100V199H103V200L106 199V201L108 199L111 205H112L111 200H113V202H115V204H116V206L114 204V206L111 207L112 209L110 210V212H111L110 214L106 212L108 207H110V206H108L110 204H106V207L107 206L108 207L104 208V211H103L104 214H103V212H100V211H102V209H96L95 208L96 207L95 203H94L95 207L93 206L95 209H93L92 207L89 208V207L85 206L86 204L88 206H90L94 201H96L97 200L96 198H98V195ZM174 192H177V194H175ZM186 192H188L189 194L186 195ZM137 193H140V194H137ZM147 193L148 194L150 193L151 195H153L151 197L152 199L148 198V196L150 194L148 195ZM121 194H123L122 196H124V197H125V195H127L129 197V199L123 198L124 199L123 200ZM160 194H162V196ZM183 194H185V196ZM3 195L4 196L7 195V196L4 197ZM95 195H96V197H95ZM100 195H101V193H100ZM188 195L190 198L188 197L187 199H185V197H187ZM249 196H253V197H249ZM133 197L136 198L135 201H137V202H135L134 199H132ZM183 197H184V199H183ZM245 197H246V199H245ZM88 198L91 201L87 202ZM143 198H145V200H143ZM119 199L122 202L119 201ZM137 199H139V201ZM17 201L19 204L24 203L23 204L24 205L23 210H21L19 214L17 212H15L16 211L15 207L18 204ZM127 201L128 202L130 201L129 202L130 204L133 203L132 206L136 205L138 203L137 207H139V208L137 209L136 212H135V210L137 207L133 206V207H135V209H134L132 206H129V203ZM176 201L179 204H177ZM261 201H263V202H261ZM116 202H118L119 204L117 205ZM126 202L128 203L127 205L129 206V208L130 209L132 208L133 214H132L131 210L129 208H127L128 206L126 205ZM173 202H175V203L173 204ZM198 203L200 205H202L201 209H203L206 204H211L210 208L208 207V205H206L209 210L208 209H205V211L202 210L204 213H202L201 209L200 210L198 209L199 212L203 214L200 216H201V218L203 217L202 220H204V221L206 220L205 222L204 221L202 222V220L200 221L199 220L200 218H198L199 216L197 217V211L198 210L196 209V207H198V208L200 207ZM141 204H142V207L140 208ZM187 204H188V206H187ZM177 205H179L178 208L180 206L184 205V206H182V207H185V209L183 208V210H186L185 212L188 211V213H190L189 207L192 208L191 209L192 213L193 212L195 213V211H196V218H194L195 215L192 214L189 216L188 213L184 212L185 216H186V214L188 215L186 217H188L190 219V221L187 220V222L183 223V224H185V226L184 225L181 226L180 222L182 220H180V219H183V218L181 217L180 213L175 211V210H177V208H176ZM203 205H204V207H203ZM120 206H123V208H125L124 212ZM223 206H224V209H223ZM84 207H86L85 208L86 211L91 209V211L97 212L98 216L96 218L93 217L91 219H90V217L86 218V216H87V214L85 213L86 211L84 209H82ZM118 207H120L122 209L123 213L119 212ZM182 207H180V208H182ZM117 208H118V210H116ZM174 208H176V209H174ZM186 208H188V210ZM225 208H226V210H225ZM105 209H106V211H105ZM121 209H120V211H121ZM218 209H221L220 211L223 213H224V210L226 212L228 211L229 213L228 212L227 213H228L229 217H227L226 212H225L226 213L225 217H227V219L225 217H223L224 216L223 213H220V215H223L222 217L220 215H218L219 213H217V211H216ZM31 210H34V212L32 211L33 213H28ZM52 210L54 211V209H52ZM206 210L208 212H206ZM13 211H14V213H13ZM115 211L120 213V216H122V217L119 218L118 216H116L117 212H115ZM209 211H211L213 213H214V211L216 212L212 215L215 216L214 219L218 215L217 218L219 220L217 219V221H219V222H217L216 219L214 221L213 216L211 215V213ZM220 211H218V212H220ZM245 211L247 213H245ZM99 212L101 213L100 216H99V214H100ZM108 212H109V210H108ZM47 213H49L48 216H45V215H47ZM121 214H123V215H121ZM208 214H210V216H211L210 221L207 220V219H210ZM80 215L82 218H80ZM219 216L222 219L219 218ZM28 217H29V219L25 220ZM46 217L49 220H47ZM112 217H114V218H112ZM117 217L119 219H117ZM7 218H8V220H7ZM80 219L81 220L83 219L82 220L83 224L81 223V225H80L81 230L78 228L79 224H80L79 221L81 222ZM220 219L222 221L221 222L222 225L220 223ZM56 220L58 223L61 222L60 225H58V223L55 224ZM226 220H227V222H226ZM177 222H179V223H177ZM207 222L210 224H208ZM214 223L216 224V226ZM217 223H220V224L217 225ZM175 224H176V229H175ZM77 225H78V227H77ZM177 226H178V228H177ZM251 226L253 229L251 228ZM212 227H213V229H212ZM74 229H76V231ZM230 230H231V232H227ZM234 230L236 232H234ZM239 230L242 232V234L241 233L237 234L240 232ZM244 230L246 232H244V234H243ZM255 231H257V232H255ZM256 234H258V235H256ZM31 240L35 241V242H31ZM29 241L31 243H29ZM26 243H27V245H26ZM241 246H242V248H241ZM245 255H246V257H245ZM247 256H249V257H247ZM232 257H234V258H232ZM243 257H245V258H243ZM223 258H225V259L222 260ZM152 259H156V261L158 260V261H160V263L159 262H153L152 263V261H151ZM255 260H256V262H255ZM222 262H225V263H222Z\"/></svg>","mask_w":264,"mask_h":264},{"label":"bare ground","instance_id":"obj_2","mask_svg":"<svg viewBox=\"0 0 264 264\" xmlns=\"http://www.w3.org/2000/svg\"><path fill=\"white\" fill-rule=\"evenodd\" d=\"M5 1H7V0H5ZM14 1H15V0H14ZM19 1H20V0H19ZM24 1H25V0H24ZM28 1H29V4H30V1H31V0H28ZM28 1H27V3H28ZM34 1H35V0H34ZM39 1H41V0H39ZM43 1L45 2L46 0H43ZM50 1H51V0H50ZM50 1L48 0V2H46L47 5H48V3H49ZM53 1H54V0H53ZM55 1H56V0H55ZM57 1H58V0H57ZM64 1L67 2V0H63V2H62V0L60 1V3L62 2V3L60 4L62 7H63V3H64V8H62L61 12H62L63 10H65V8L68 10V8H67V4H68V7L70 8V6H69V5H70L69 2L66 3V2H64ZM139 1L142 2L141 0H130V1L127 0V2H125L124 0H97V1H95V2L93 1V2H92V3H93L92 5H93V7L96 8V9L94 8L96 11H99L98 13H100L101 11H103V15H104V16H103V21H104V17H105V18H110L111 20H115L116 17H119V15H122V16H120L121 18L124 17V15H125V14L123 13V12H125L124 10H127V11L129 12V14H126V15H130V13H131V14H134V12H135L134 10H135L136 5L138 4ZM144 1H147V0H144ZM144 1H143V2H144ZM151 1H152V0L147 1V2H146V5H148V6L152 5L153 3H151ZM157 1H158V0H157ZM157 1L154 0V2H156V4H158ZM159 1H160V0H159ZM205 1H206V4H208V5H210V6H212L213 4H215V5H223V4H225V5L228 6V8H229V7H233L234 10H235L236 12H237V9H238V10L241 12L240 15H242V16H240V17H243V18H245L246 15H245L244 13H242V10H240V8L245 9V8H247V7H249V6L255 8L256 11L259 12V14H262V15L264 14V0H205ZM209 1H210L211 3H210ZM7 2H9V1H7ZM10 2H12V1H10ZM17 2H18V0H17ZM31 2H33V0H32ZM35 2H36V1H35ZM41 2H42V1H41ZM41 2H39V3H41ZM74 2H75V1H74ZM161 2H162V1H161ZM21 3H22V2H21ZM24 3H26V2H24ZM33 3H34V2H33ZM33 3H31V4H33ZM54 3H55V2H54ZM65 3H66V4H65ZM169 3H174V1H173V0H169ZM4 4H5V3H3V5H4ZM6 4H7V3H6ZM6 4L4 5L5 7H6ZM19 4H20V2H19ZM29 4H28V7H27V8L25 7L26 9L29 8ZM31 4H30V5H31ZM58 4H59V3H58ZM58 4H56V7H57L58 10H59ZM74 4H76V2H75ZM74 4H73L72 6H73V8L75 9L76 6H75ZM160 4H161V3H160ZM8 5L10 6V4H8ZM26 5H27V4H26ZM33 5H34V4H33ZM35 5H37V4H35ZM60 5H59V6H60ZM90 5H91V4H90ZM90 5H89V6H90ZM140 5H143V6L141 7ZM4 6H3V7H4ZM16 6H17V5H16ZM16 6H13V7L10 6L11 8H10V7H9V8L15 11L16 9H15L14 7H16ZM48 6L51 7L52 4H51V5L49 4ZM74 6H75V7H74ZM154 6H155V5H153V7H154ZM158 6H159V5H156V6H155L156 8L154 7L155 10H157V8H159ZM5 7H4V8H5ZM22 7H24V5H23ZM22 7H21V10H25V9L22 8ZM30 7H31V6H30ZM56 7L52 6L53 9H50V11H51V10L55 11L54 9H56ZM90 7H91V6H90ZM93 7H92V8H93ZM138 7H139V9H140V7H141V10L144 9L143 7H145V11H146L147 8H149V7L146 8L145 4H139ZM153 7L151 6L152 10H154ZM4 8H3V10H4L5 12L7 11V13H9L10 9H8V8H7V9H6V8L4 9ZM13 8H14V9H13ZM16 8H18V10H16L15 13H16L17 11L19 12V10H20L19 7H16ZM31 8H32V7H31ZM33 8H34V7H33ZM36 8H37V6H36ZM38 8H39V6H38ZM163 8H164V7H163ZM206 8H207V7H206ZM39 9H41V8H39ZM60 9H61V7H60ZM71 9H72V8H70V12H71ZM86 9H87V5H86ZM149 9H150V8H149ZM149 9H148V10H149ZM166 9H167V8L165 7V11H166ZM8 10H9V11H8ZM12 10H11V11H12ZM36 10H37V9H36ZM67 10H66V12L68 13L69 10H68V11H67ZM88 10H89V9H88ZM95 10L93 11V13L95 12ZM137 10H138V9H137ZM150 10H151V9H150ZM152 10H151V11H152ZM175 10H176V8H175ZM234 10H231V12H232V11L234 12ZM0 11H1V10H0ZM27 11L31 12L30 9L27 10ZM56 11H57V10H56ZM56 11H55V12H56ZM157 11H158V10H157ZM159 11H160V10H159ZM181 11H182V10H181ZM18 12H17V13H18ZM42 12H43V11H42ZM46 12H47V10H46ZM46 12H45V13H46ZM51 12H52V11H51ZM61 12H57V16H58V13H60L59 15H61V14H62ZM70 12L68 13V16H71V15H69ZM90 12H91V11H90ZM149 12H150V11H149ZM149 12L146 11V12H143V14L141 13V15H140L141 18H140V17H139V18H135V17H134L135 19L133 18L134 21H132V24H133L134 26L138 24L139 27L141 28V27L143 26V22H142L140 19H142L144 16H147V15L150 16ZM155 12H156V11H155ZM161 12H162V11H161ZM178 12H179V11H177V13H178ZM257 12H256V13H257ZM17 13H16V15H17ZM43 13H44V12H43ZM52 13H53V12H52ZM52 13H51V14H52ZM67 13H66V14H67ZM93 13H92V14H93ZM126 13H127V12H126ZM153 13H154V12H153ZM153 13H151V14H153ZM165 13H166V12H165ZM177 13H176V14H177ZM181 13H182V12H181ZM9 14H10V13H9ZM18 14H20V12H19ZM22 14H23V15H22ZM28 14H29V13H28ZM54 14H55V13H54ZM63 14H65V12H64ZM94 14H95V13H94ZM123 14H124V15H123ZM155 14H156V13H155ZM157 14H158V13H157ZM157 14L155 15V17H154V15H153L152 17H154V18H158V16H159L160 13L158 14V16H157ZM163 14H164V12H163ZM167 14H168V13H166V15H167ZM178 14H180V13H178ZM249 14H250V12H249ZM13 15H14V14H12V16H13ZM16 15H15V17H17ZM20 15L23 16V17L21 18ZM20 15L18 16V18L20 17L19 19H20V20L22 19V21H21L22 23L20 22V20H19L18 18H17L18 20H16L15 17L12 18V19H15V20H16L15 23H14L15 26H16V24H17L16 22H20L21 24H23V23H24V20H23V19H24L25 17H28V16H29V15L26 14L25 17H24V12L21 13ZM43 15H45V14H43ZM49 15H50V14H49ZM126 15H125V16H126ZM223 15H224V14H223ZM238 15H239V14H238ZM1 16H3V14L1 15V12H0V17H1ZM5 16L7 17V14H5L4 17H5ZM61 16H62V15H61ZM131 16H132V15H131ZM138 16H139V15H138ZM149 16H148V17H149ZM156 16H157V17H156ZM163 16H164V15H163ZM235 16H236V15H235ZM235 16L233 15V17H235ZM9 17H10V18H9ZM51 17H52V16H51ZM132 17H133V16H132ZM148 17H147L146 19H148ZM28 18H29V20H30V17H28ZM28 18H26V19H28ZM43 18H44V17H43ZM43 18H42V19H43ZM53 18L55 19L54 16H53ZM63 18H64V17H63ZM67 18H68V17H67ZM160 18H164V17H161V16H160ZM42 19H41V20H42ZM129 19H130V18H129ZM144 19H145V18H144ZM233 19H234V18H233ZM9 20H11V15L8 16V20H7V18H5V19H4L3 17L0 18V22H2V21H7V24H9V23H8ZM29 20H28V21H29ZM34 20H35V19H34ZM93 20H94V19H93ZM116 20H117V19H116ZM175 20H177V19L175 18ZM12 21H13V20H11V22H12ZM25 21H27V20H25ZM35 21H38V18H37V20H35ZM59 21H61V20H58L57 23H58ZM81 21H82V20H81ZM123 21H124V20H123ZM123 21H122V20H121V21L119 20V22H123ZM9 22H10V21H9ZM11 22H10V23H11ZM13 22H14V21H13ZM13 22H12V24H13ZM32 22H33V21H32ZM247 22H248V20H247ZM29 23H30V22H29ZM57 23L55 24V26L57 25ZM185 23H186V22H185ZM1 24H4V22H3V23H0V25H1ZM14 24H13V26H14ZM48 24H49L48 21L46 22V24H44V21H43V23H42L43 26H44V25L46 26V25H48ZM58 24H59V23H58ZM67 24H68V23H66V25H65L66 29L68 28V27H67ZM182 24H183V23H182ZM4 25H5V24H4ZM26 25H27V23H26ZM33 25H35V26L37 25V26L39 27L41 24L39 25V24H36V23H35V24H32V26H33ZM51 25H53V27H54V24H53V23H52ZM62 25H63V24H62ZM91 25H92V24H91ZM140 25H142V26H140ZM7 26H10V24L7 25ZM7 26H6V28H8ZM18 26H20V25L18 24ZM29 26H30V24H29ZM32 26H30V27H32ZM58 26L61 27V22H60V24H59ZM68 26H69V25H68ZM79 26H81V25H79ZM92 26H94V24H93ZM101 26H102V25H101ZM101 26H99V27H101ZM1 27H2V26H1ZM1 27H0V36L3 37L4 35L8 34L9 31L6 32V31H5L6 28L3 29L4 26L2 27L3 30H1ZM49 27H50V25H49V26H46V27H43L44 29L47 30V32H49V33H47V34H51V33H52V32L50 31V30H51L50 28H53V27H52V26H51L50 28H49ZM76 27H78V26H76ZM85 27H86V26H84V28H85ZM139 27H138V28H139ZM10 28H11V26H10ZM14 28H15V27H14ZM16 28L22 29V28H23V25H21V28H20V27H16ZM16 28H15V30H14L15 33H17V32H16ZM24 28H25V23H24ZM28 28H29V27H28ZM36 28H37V27H36ZM39 28L43 30V28H42L41 26H40ZM47 28H48V29H47ZM56 28H57V26H56ZM56 28L54 27L53 29L57 30ZM69 28H70V27H69ZM69 28H68V29H69ZM103 28H104V27L99 28L98 30H99V31H100V30L102 31ZM142 28H143L142 32L147 30V29L144 30V27H142ZM193 28H194V27H193ZM246 28H247V27H246ZM25 29H26V28H25ZM31 29H34V27H32ZM58 29H59V28H58ZM68 29H67V30H68ZM132 29L135 30V31H137L136 28H135V29L132 28ZM149 29H150V30H149ZM199 29H200V27H199ZM203 29H205V27H204V28H203V27L201 28V30H203ZM230 29H231V28H230ZM257 29H258V28H257ZM260 29H261V28H260ZM260 29L256 30V32H257L256 34H257V35H258V33L260 32ZM8 30H9V29H8ZM34 30H35V29H34ZM83 30H85V29H83ZM86 30H87V28H86ZM103 30H105V29H103ZM127 30H128V29L125 30V28H124V31H127ZM232 30H233V29H232ZM234 30H237V29H234ZM261 30L264 31L263 28H262ZM43 31H44V30H43ZM59 31H61V30L59 29ZM59 31H58V32H59ZM62 31L65 32L64 27H63ZM79 31H81L80 28H79ZM90 31H91V30H90ZM93 31H94V32H97V30H93ZM138 31H140V30H138ZM147 31L151 33V37H153L154 39H158V36H159V37L161 36V35H159V34H160V33L162 34V32H166V31H168V28H167V24H161V25L154 24L153 27L148 28ZM147 31H146V32H147ZM227 31H228V29H227ZM227 31H226V32H227ZM258 31H259V32H258ZM35 32H36V31H35ZM39 32H40V30H39ZM45 32H46V31H45ZM50 32H51V33H50ZM54 32H56V31L53 30V33H54ZM63 32H62V34H65V33H63ZM91 32H92V31H91ZM120 32H121V31H120ZM122 32H123V31H122ZM122 32H121V33H122ZM129 32H130V31H129ZM142 32H140V33H142ZM146 32H145V34H146ZM191 32H193V31H191ZM214 32H216V31H214ZM214 32H213V33H214ZM13 33H14V32H13ZM89 33H90V32H89ZM89 33H88V34H89ZM127 33H128V32H127ZM127 33H126V34H127ZM143 33H144V32H143ZM150 33H149V34H150ZM213 33H212V34H213ZM219 33H220V32H219ZM219 33H218V37L221 36V35L219 36ZM221 33H222V31H221ZM221 33H220V34H221ZM260 33H262V32H260ZM30 34H31V33H30ZM30 34H29V35H30ZM40 34H41V33H38L39 36H40ZM42 34L47 35V34H45L44 32H43ZM59 34H60V33H59ZM67 34L69 35L70 33H67ZM79 34H80V33H79ZM79 34H78V35H79ZM82 34H83V33H82ZM128 34H129V33H128ZM138 34H139V32H138ZM152 34H153V35H152ZM165 34L167 35V33H164V36H165ZM210 34H211V33H209L208 35H210ZM222 34H223V33H222ZM11 35H12V34H11ZM29 35H28V36H29ZM38 35L36 34L35 37H37ZM44 35H41L40 39L43 38L42 36H44ZM68 35H67V36H68ZM76 35H77V34H76ZM78 35H77V36H78ZM143 35H144V34H143ZM143 35L141 34V36H143ZM169 35H170V36L172 35V37H173L174 34H173V33H172V34L170 33ZM214 35H215V34H214ZM223 35H224V34H223ZM225 35H226V34H225ZM262 35H264V34H262ZM47 36H48V35H47ZM47 36H46V38H47ZM57 36H58V34H57ZM77 36H75L74 38L76 39ZM80 36L83 37L84 35H81V34H80ZM80 36H79V37H80ZM121 36H122V35H121ZM139 36H140V35H139ZM162 36H163V35H162ZM206 36H207V35H206ZM206 36H205V37H206ZM4 37H5V36H4ZM4 37H3V38H4ZM9 37H10V36H9ZM14 37H15V36H14ZM14 37H13V38H14ZM30 37H31V39H27V37H25L26 39H22V40H23V41H21V42H22V45L19 44V43L13 45V44L16 42V40L14 41V39H12V40L10 39V40H11V41H10V40L8 39V40H9V41H8V46H9V47H12V49H8L7 52H6V55H7V56H10V54H12V52H14L15 50H19V51H21V50H25V51H27L26 49H28V50H29L30 48L33 49V48H32V45H33V44L31 45V40H35V41H36L37 38L35 39V37L29 36V38H30ZM48 37H49V36H48ZM71 37H72V36H71ZM71 37H70V38H71ZM131 37H132V39H130V40H133V39H134V36H131ZM136 37H138V35H137V36L135 35V38H136ZM143 37H144V36H143ZM146 37L148 38V35H146ZM146 37L143 38V39H144L143 41H145V40L147 41ZM151 37L149 38L150 40H149V39H148V40L151 41V42L154 44V42L152 41L153 39H152ZM172 37H169V38H170V39H173ZM200 37H201V36H200ZM6 38H7V37H6ZM33 38H34V39H33ZM70 38H69V39H70ZM93 38H94V37H92V39H93ZM124 38H126V37H124ZM124 38H122V39H123V40H121L122 42H124V40H125ZM129 38H130V36L128 37V41L130 42ZM141 38H142V37H138V38H136V39L138 40V43L129 44V46H128V44H127V45H122L121 47L123 48L124 46H126V48H127V46H128L129 48H131V45H133V46H134V44H135V45H137V44L139 45V44H140L139 41L141 42V40H142ZM165 38H166V37H165ZM165 38L163 37V39H165ZM176 38H177V37H175L174 40H175ZM208 38H210V37L208 36ZM211 38H212V36H211ZM213 38H214V37H213ZM258 38H259V37H258ZM44 39H45V38H44ZM44 39H43V40H44ZM140 39H141V40H140ZM151 39H152V40H151ZM160 39H161V38H160ZM163 39H161L162 41H161V40H159V41L164 42ZM216 39H217V38H216ZM254 39H255V38H254ZM0 40H3V41H4L5 39H0ZM6 40H7V39H6ZM60 40H61V39H60ZM93 40H94V39H93ZM196 40H197V38H196ZM196 40H195V42H196ZM209 40H210V39H209ZM209 40H208V41H209ZM212 40H213V39H212ZM35 41H33L32 43H34ZM44 41H45V40H44ZM44 41H43V42H44ZM46 41H48V39H46ZM49 41H50V42H49ZM49 41H48V42L51 43V40H49ZM64 41H65V40H64ZM117 41L120 43L119 40H117ZM117 41H115V42H114L115 44H114V43H113V44H114V45L118 44ZM134 41H135V40H134ZM143 41H142V42H143ZM146 41H145V42H146ZM154 41H156V40H154ZM169 41H171V40H169ZM198 41H199V45L203 43V42L201 43V40H198ZM208 41L206 42V39H205L204 43H205V44H206V43H207V44H208V43L210 44V42H208ZM248 41H249V40H248ZM263 41H264V40H263ZM41 42H42V41H41ZM41 42H40V44L42 45ZM61 42H62V40H61ZM66 42H67V41H66ZM112 42H113V41H112ZM116 42H117V43H116ZM126 42H127V41L125 40V43H126ZM132 42H133V41H132ZM145 42H143V43H145ZM165 42H166V41H165ZM214 42H215V41H214ZM214 42H213V43H214ZM238 42H239V40H238ZM244 42H247V41L244 40ZM244 42L241 43V44L244 45ZM250 42H251V41H250ZM105 43H106V42H105ZM105 43H103V44H105ZM125 43H124V44H125ZM143 43L140 44V47H139V46H136V47H135V49H134V52H135V53H136V51H137L136 48L139 47L138 50H140V49L142 48L141 45L143 46ZM146 43H148V42H146ZM146 43H145V44H146ZM236 43H237V42H236ZM0 44H1V42H0ZM4 44H5V43H4ZM4 44H3V46H4ZM6 44H7V43H6ZM113 44H112V45H113ZM157 44H159V43H157ZM170 44H172V43H170ZM184 44H185V43H184ZM195 44H196V43H195ZM215 44H216V42H215ZM215 44H213V46H215ZM237 44H238V43H237ZM252 44L254 45V43H252ZM252 44H251V45H252ZM35 45H36V44H35ZM41 45H40V46H41ZM58 45H59V44H58ZM107 45H108V44H107ZM146 45L148 46V44H146ZM146 45H144V46L146 47ZM196 45H197V44H196ZM211 45H212V43H211ZM211 45H210V47H211ZM230 45H232V44H230ZM259 45H261V44H257L256 46H259ZM42 46H43V45H42ZM44 46H46V45H44ZM50 46H52V44H51ZM50 46H48V47L46 46V48H47V51H49V50L51 49V52H52V50H53L55 47H53V49H52V47L49 48ZM101 46L104 47V45H101V44H100V47H101ZM105 46H106V44H105ZM108 46H109V45H108ZM110 46H111V43H110ZM144 46H143V47H144ZM173 46H174V45H173ZM178 46H179V45H178ZM178 46H176V48H177ZM187 46H188V45H187ZM201 46L203 47L204 44L201 45ZM201 46H200V47H201ZM219 46H220V45H219ZM236 46H240V43H239V45H236ZM236 46L233 45L232 48H233V47H236ZM15 47H16V48H15ZM38 47H39V46H38ZM106 47H107V46H106ZM121 47H120V48H121ZM155 47H156V46H155ZM183 47H186V46H183V44H182V47H178V48H181V49H182ZM192 47H193V46H192ZM202 47H201V48H202ZM207 47H208V45H207ZM215 47L217 48L218 46H215ZM220 47H221V46H220ZM220 47H219V48H220ZM46 48H45V49H46ZM64 48H65V47H64ZM113 48H114V47H113ZM122 48H121V50H124V55H127L128 53L125 54V49H126V48H125V47H124L123 49H122ZM129 48H128V49H129ZM156 48L159 49V47H156ZM156 48H155V49H156ZM172 48H173V47H172ZM176 48H173V49H174L173 51H175ZM262 48H263V47H262ZM262 48H261V49H262ZM31 49H30V50H31ZM110 49H112V48H110ZM110 49H109L108 51H110ZM115 49H116V47H115ZM128 49H127V50H128ZM146 49L149 50V48H147V47H146ZM150 49L152 50L153 48H150ZM158 49H156V50H158ZM170 49H171V48H170ZM183 49H184V48H183ZM197 49H198V48H197ZM202 49H203V48H202ZM204 49H206L205 46H204ZM207 49L210 50L209 47H208ZM211 49H212V48H211ZM221 49H222V48H221ZM259 49H260V48H259ZM95 50H96V49H95ZM97 50H98V49H97ZM118 50H119V49H118ZM135 50H136V51H135ZM142 50H143L144 52L146 51V50H144V49H141V51H142ZM153 50H154V49H153ZM187 50H189V49L187 48ZM209 50H207L208 53H209ZM215 50H218V49H215ZM229 50H231V49L229 48ZM229 50H228V51H229ZM35 51H36V50H33V51H31V52H35ZM41 51H42V52H41ZM41 51H40V52H41V54H42V53H44L46 50H45V51H44V50H41ZM43 51H44V52H43ZM103 51H104V50H103ZM105 51H107V50H105ZM105 51H104V52H105ZM108 51H107V52H108ZM132 51H133V49H132ZM173 51H172V52H173ZM213 51H214V49H213ZM243 51H244V50H243ZM110 52H111V51H110ZM113 52H114V51H113ZM126 52H127V51H126ZM134 52H133V54H135ZM147 52H148V51H147ZM158 52H159V51H157L156 53L153 52V53H151V55L155 54V56L158 57V56L156 55V54H158ZM160 52H162V51H160ZM167 52H168V54H169V52H171V51L168 50ZM167 52H166V53H167ZM172 52H171V54H172ZM211 52H212V51H211ZM211 52H210V53H211ZM232 52H234V51L232 50ZM235 52H236V51H235ZM35 53L40 54V53H38L37 51H36ZM122 53H123V52H121V54L118 53V54H117L118 57H119V55L122 56ZM145 53H146V52H145ZM206 53H207V52H206ZM212 53H213V52H212ZM212 53H211V54H212ZM216 53H217V52H216ZM41 54H40L39 58H40V57L42 58V55H41ZM48 54H49V53H48ZM149 54H150V53H148V57H149ZM159 54H160V53H159ZM161 54H163V53H161ZM161 54H160V55H161ZM204 54H205V52H204ZM213 54H215V51H214ZM236 54H238V53H236ZM22 55H23V53H22ZM25 55H26V54H24L23 56H25ZM27 55H28V53H27ZM110 55H113V54H110ZM110 55H109V57H110ZM114 55H115V53H114ZM131 55H132V54H131ZM43 56H44V55H43ZM54 56H55V54H54ZM105 56H106V55H105ZM139 56H140V57H144V56L138 55V57L136 58L138 61H139V59H138ZM153 56H154V55H153ZM153 56H152V57H153ZM163 56H164V55H163ZM205 56H207V54H205L203 57H205ZM230 56H231V55H230ZM243 56H244V60L246 59L245 63H247V62L249 61V60H248V57L246 58L245 55H243ZM78 57H79V56H78ZM107 57H108V56H107ZM109 57H108V58H109ZM148 57L143 58V59H145V60H143V62L145 61L146 63H148V62L146 61V59H147ZM199 57H200V56H199ZM201 57H202V55H201ZM256 57H257V56H256ZM76 58H77V57H76ZM82 58H83V57H82ZM115 58H116V57H114V59H115ZM165 58H167V56H165ZM165 58H164V59H165ZM168 58H170V56H169ZM197 58H198V57H197ZM7 59H8V58H7ZM7 59H6V60H7ZM73 59H74V58H73ZM85 59H86V58H84V60H85ZM102 59H103V58H102ZM102 59H101V61H103ZM112 59H113V56H112ZM114 59H113V60H114ZM131 59H132V58H130L129 61H130ZM136 59H134L135 62H137ZM148 59L151 60V59H153V58L149 57ZM198 59H199V58H198ZM198 59H197V60H198ZM94 60H95V59H94ZM99 60H100V59H99ZM134 60H132V61L134 62ZM149 60H148V61H149ZM166 60H168V59H165V61H166ZM174 60H175V59H174ZM185 60H186V59H185ZM188 60H189V58H188ZM188 60H186L187 62L184 61V62H185V65H183L184 67L186 66V63H188V65H187L188 67H186L187 69L185 68V70L183 71L184 74L187 73L186 70H188V68H189V70L191 69V68L189 67V66H190V65H189L190 61H188ZM3 61L5 62V59H4ZM8 61H9V60H8ZM8 61L5 62V63H8ZM96 61H97V60H96ZM110 61H112V60L110 59ZM110 61H109V62H110ZM129 61H128V63H127V62H125V63H127V64L132 63V64H133V62H131V61L129 62ZM141 61H142V60H140V63H141ZM176 61H177V60H176ZM210 61H211V60H210ZM4 62H3V63H4ZM135 62H134V63H135ZM174 62H175V61H174ZM174 62H172L171 65H173ZM184 62H183L182 64H184ZM259 62H260V61L258 60V63H259ZM5 63H4V64H5ZM37 63H38V62H37ZM111 63H112V62H111ZM179 63H180V61H179ZM260 63H261V62H260ZM1 64H2V63H1ZM75 64H76V63H75ZM89 64H90V62H88V66L92 68L91 64H90V65H89ZM105 64H108V63H105V62H104V65H105ZM123 64H124V63H123ZM123 64L121 63V66H122V67H121L120 65H118V64L115 65V66H116V68H117L118 66H119V68L121 67L122 70H123V67H125L126 69L129 68V67H127V66H128L127 64H125V66H123ZM141 64H142V63H141ZM166 64H167V63H166ZM253 64H254V63H253ZM72 65H73V64H72ZM78 65H82V64H78ZM126 65H127V66H126ZM130 65H131V64H130ZM138 65H139V64H138ZM138 65H135V64H134V68H135V67L137 68ZM143 65H144V64H143ZM146 65H147V66H146ZM163 65H165V63H163ZM167 65H169V64H167ZM174 65H177V67H178L180 64L178 65V64L174 63ZM197 65L199 66V64H197ZM240 65H244V64H240ZM256 65H258V64H256ZM70 66H71V65H69V67H70ZM74 66H75V65H74ZM83 66H84V65H82V67H83ZM95 66H97V65H95ZM131 66H132V65H131ZM145 66H146V67H145ZM145 66H143V68H144V67L147 68V67H148V64H145ZM180 66H181V65H180ZM183 66H182V67H183ZM198 66L195 65V68L198 67ZM249 66H250V65H249ZM254 66H255V65H254ZM262 66H263V65H262ZM78 67H79V66H78ZM78 67H77V68H78ZM104 67H105V66H104ZM112 67H113V68L110 67V68H111V69H110L108 66H106L105 69H108V68H109V70L111 71L112 69L115 68L113 65H112ZM138 67H139V66H138ZM166 67H168V66H166ZM130 68H131V67H130ZM132 68H133V67H132ZM140 68H141V66H140ZM149 68L153 70L154 67L151 68V66H149ZM168 68H169V69L171 68L170 65H169ZM172 68H173V70H175L174 68H176V67L173 66ZM179 68H180V67H179ZM192 68H193V67H192ZM201 68H202V67H201ZM261 68L263 69V67H261ZM63 69H64L65 71L68 70V69H65V68H63ZM63 69H62L61 72L64 73L65 71H63ZM82 69H83V68H80L81 71H83ZM93 69H94V68H93ZM102 69H103V68H101V71H102ZM105 69H103V71L106 72ZM117 69H118V68H117ZM141 69H142V68H141ZM150 69H148L150 72H148V70H146V72L149 73V75H148L149 77L146 76V77H148V78H146L145 76H143V78H142V76L134 74L135 72H131L130 69H129L130 72H129L128 69H127V71H128L129 73H132V74H131L132 76L134 75V76H133V79H134V83H135V85H136V86H139V87L141 88V92H140V94H146V98L144 99V100H146V102L149 101V100H148L149 97L151 98V97L153 96L152 99L155 98L153 101H157L156 103L159 104V106L162 105V106H163V107L161 106L162 109H163V108L169 109L170 112H171V111L173 112V111H175V110H178V107H177V106H173L174 103H176V102L178 103L177 100H176V102H174V103L171 104V109H170V107L168 106V105H170V104H166V102H165V101H168V100H166V99L164 100V98H165L166 96L168 97L169 94H170V95H169L168 99L171 98V97L173 98V96H172V92L168 91V92H170V93L168 94V93H165V91H163L164 93H161L162 90H163V89L165 88V86H166V81H167V83L170 84V82H169V80H170L169 77L172 78V76H168V75H167V77H168L169 80H166L167 77H166V79L163 80V75H164V73L166 72V71L163 70L164 73H163V75L161 76V78H162V80H163L164 82H163V81H160L159 79H157L158 77L155 78V76L153 75V77H154L156 80H159L158 82L156 81V82L154 83V81L152 80L153 77L150 76L151 73H152L153 71H161V72H162V70H160V69L158 70L157 68H155V69L152 71V70H150ZM156 69H157V70H156ZM163 69H165V66H164ZM169 69H166V70H169ZM182 69H183V68H181L180 71H182ZM240 69H241V73H242V70H243V69H242V68H240ZM249 69H251V68H249ZM256 69H257V70H260V69H258V68H256ZM39 70H40V69H39ZM87 70H88V69H87ZM99 70H100V69H99ZM99 70H98V71H99ZM109 70H108V71H109ZM115 70H116V69H115ZM115 70L111 71V74H112L111 76L114 75L113 72L116 73L117 70H116V71H115ZM122 70L120 69L119 72H122V74H121V76H120V75H119V76H120L121 78H125V76L127 77V76H128L127 73H126L127 71L125 72V71H122ZM124 70H125V69H124ZM132 70H134V69H132ZM135 70H138V68L135 69ZM135 70H134V71H135ZM171 70H172V69H171ZM173 70H172V71H173ZM177 70H179V69L177 68ZM189 70H188V71H189ZM198 70H199V69H198ZM232 70H233V69H232ZM232 70H231V72H230L231 74H232ZM238 70H239V69H238ZM238 70H236V71L238 72ZM37 71H38V70H37ZM37 71H34V72L37 73ZM88 71H89V70H88ZM143 71H145V70H143ZM151 71H152V72H151ZM172 71H171V73H172ZM233 71H234V70H233ZM239 71H240V70H239ZM244 71H248V70H244ZM254 71H255V70H254ZM137 72H139V71H137ZM146 72L144 73V72H141V71H140L139 73H140V74L144 73L143 75H145ZM169 72H170V71H169ZM173 72H174V71H173ZM192 72H194V71H192ZM195 72H198V71L195 70ZM249 72H250V71H249ZM249 72H248V73H249ZM252 72H253V70L251 71V73H252ZM261 72H262V71H261ZM8 73H9V72H8ZM39 73L41 74V71H40ZM44 73H46V72H44ZM44 73H43V74H44ZM65 73H66V72H65ZM79 73L81 74V72H79ZM79 73H78V75H79ZM83 73H84V72H82V74H83ZM94 73H95V71H94ZM99 73H100V71H99ZM123 73H126V75H124ZM129 73H128V74H129ZM139 73H138V74H139ZM154 73H156V72H153V74H154ZM157 73H158V72H157ZM167 73H168V72H167ZM167 73H165V75H166ZM175 73H176V75H178L177 72H176V70H175ZM241 73H240V74H241ZM254 73H258V72L255 71ZM59 74H60V73H59ZM82 74H81V75H82ZM102 74H103V73H102ZM168 74H169V73H168ZM184 74H183V75H184ZM260 74H261V73H260ZM260 74L258 73L257 75H258V76H261ZM8 75L10 76L11 73H9ZM35 75H36V74H35ZM35 75H34V77L32 76V78H33L34 80H36V77H37V76H35ZM92 75L94 76V74H92ZM92 75H91V76H92ZM99 75H100V74H98V72H97V75H96L95 78H97V76H99ZM122 75H123L124 77H123ZM165 75H164V76H165ZM169 75H170V74H169ZM173 75H174V73H173ZM176 75H174V76H176ZM228 75H229V73L227 74V77H228ZM255 75H256V74H255ZM61 76H62V74H61ZM61 76H59V77H61ZM63 76H64V74H63ZM79 76H80V75H79ZM86 76H87L88 79L93 78V77H89V75H86ZM116 76H117V75H116ZM129 76H130V75H129ZM132 76H131V79H132ZM139 76H140V78H139ZM157 76H158V75H157ZM159 76H160V74H159ZM244 76H246V75H244ZM249 76H250V74H249ZM249 76H248V77H249ZM253 76H254V75H253ZM253 76H250V77L252 78ZM100 77H101V76H100ZM120 77H119V78H120ZM181 77H182V76H181ZM242 77H243V76H242ZM254 77L257 78V79L255 78V79L257 80L258 84L260 83V80H264V76H263V79L261 78V77H262V76H261V77H260V78H261L260 80H258L259 78H258L257 76H254ZM42 78H43V76H42ZM42 78L39 79V80H42ZM87 78H85V80H87ZM117 78H118V76H117ZM117 78H116V79H117ZM119 78H118V81L116 80V82H119V80H120ZM141 78H142V80H141ZM161 78H160V79H161ZM164 78H165V77H164ZM173 78H174V77H173ZM173 78H172V79H173ZM228 78H229V77H228ZM246 78H247V77H244V81L247 80V79L249 80V78H247V79H246ZM33 79H30V80L28 81V82L30 83L31 80H32V82H31L32 85L30 84V86H32V88H33V86H34V85H33V82H34ZM37 79H38V78H37ZM113 79H114V78H113ZM133 79H132V80H133ZM155 79H154V80H155ZM178 79H179V77L177 78V80H178ZM252 79H253V78H252ZM5 80H6V79H5ZM39 80H38V81H39ZM79 80H80V79H79ZM174 80H175V78L173 79V81H174ZM179 80H180V79H179ZM0 81H1V80H0ZM120 81H121V80H120ZM252 81H253V80H252ZM252 81H251V83H253ZM80 82H81V80H80ZM82 82L86 84V83L89 82V81L87 80V81L84 82V80H83ZM82 82H81V83H82ZM112 82H113V80H112ZM114 82H115V81H114ZM116 82H115V83H116ZM159 82H163V83L159 84ZM249 82H250V81H249ZM249 82H247V83H249ZM257 82L254 80V84H255V83L257 84ZM1 83H2V82H0V84H1ZM78 83H79V81H77V83L74 84L73 86H76V88H77V84H78ZM172 83H174V82H172ZM177 83H178V82H177ZM243 83H244V82H243ZM243 83H242V84H243ZM261 83H262V81H261ZM164 84H165V85H164ZM242 84H241V85H242ZM244 84H246V82H245ZM258 84H257V85H258ZM24 85H25V84H24ZM24 85H23V84H20V85H17V84H10L9 87H8V89L6 90L5 93H3V91H2V87L0 86V95L3 94V95L5 96L4 103H6V101H9V100H10L8 103H9V104H10V103L12 104L13 101H15V99H16V100H19V98H21V97H22V100L20 99V101H21L22 103L29 102V101H27L26 99H29V100H30L29 97H30V95L33 96V95H32L33 93H32V94H31V93L28 94V95H29V96H27L28 98H25V93H23L24 95H23V94L21 95V92H23V88H24L23 86H24ZM26 85H27V84H26ZM80 85H83V84H80ZM86 85H87V84H86ZM135 85H132V89H133V86H135ZM167 85H168V84H167ZM229 85H231V84H229ZM229 85H228V86H229ZM246 85H247V84H246ZM259 85H260V86H261V85H264V82H263V84H259ZM259 85H258V87H259ZM28 86H29V85H28ZM30 86H29V87H30ZM83 86H84V85H83ZM136 86H135L134 88H137ZM168 86H169V85H168ZM168 86H166V87H168ZM247 86H248V85H247ZM29 87H28V88H29ZM178 87H179V86H178ZM242 87H245V85H242ZM242 87H241V88H242ZM252 87H253V86H252ZM25 88L27 89V86H26ZM25 88H24V89H25ZM30 88H31V87H30ZM58 88H59V87H58ZM84 88H85V87H84ZM84 88H83V89H84ZM173 88H174V87H173ZM173 88H171V89L173 90ZM175 88H176V87H175ZM179 88H180V87H179ZM217 88H218V87H217ZM259 88H260V87H259ZM26 89H25V90H26ZM48 89H49V88H48ZM74 89H75V88H74ZM80 89H81V88H80ZM167 89H168V88H167ZM176 89H177V88H176ZM176 89H174L173 91H178V90H179V89H177V90H176ZM214 89H215V88H214ZM218 89L220 90L221 88H218ZM244 89H246V87H245ZM27 90H29V89H27ZM30 90H31V89H30ZM51 90H52V88H51ZM51 90H48V92L46 91L47 94H45V96L48 95V93H49ZM56 90H57V89H56ZM56 90H55V91H56ZM62 90H63V89H62ZM78 90H79V89H78ZM78 90H73L72 92H74V91H77V92H78ZM138 90H139V89H138ZM169 90H170V89H169ZM215 90H217V89H215ZM258 90H259V89H258ZM262 90H264L263 86H262ZM32 91H34V90H32ZM35 91H36V90H35ZM57 91H58V90H57ZM126 91H128V90H126ZM134 91L136 92L137 90L133 89V93L135 94ZM182 91H183V90H182ZM182 91L180 90V92H182ZM221 91H222V90H221ZM234 91H235V90H234ZM234 91H233V92H234ZM259 91H260V90H259ZM25 92H26V91H25ZM46 92H43V94L46 93ZM53 92H54V90L51 91V93H53ZM72 92H69V93L72 94ZM77 92H74V93L76 94ZM111 92H112V91H111ZM129 92L132 93V91H129ZM166 92H167V90H166ZM187 92H188V91H187ZM204 92H205V91H204ZM206 92H207V91H206ZM257 92H258V91H257ZM51 93H50V95H51ZM113 93H115V92H113ZM131 93H128V92H127L126 94H131ZM136 93H138V92H136ZM159 93H161V94H159ZM183 93H184V94H182V95H184L185 99H186V97H187V99H186V101H187L188 98H189V97H188V94H187L185 91H183ZM185 93L187 94V96H186ZM207 93H208V92H207ZM220 93H221V92H220ZM259 93H260V95L262 94V95H261L262 97H264V96H263V95H264V94H263L264 92L262 93V91H261V92H259ZM18 94H19V95H18ZM34 94H35V93H34ZM63 94H64V93H63ZM110 94H111V96H110L109 94L106 95V96H110L109 98H113L112 93H110ZM116 94H117V95H116V96L114 95V96H115L114 98H118L117 101H119V102H121V103H122L123 101L126 102L125 99L127 100V99L129 98V97H128V98L126 97V94H125L124 97H118V95H121L122 93H119V92H118V93H116ZM158 94H159L160 96H163V95L165 96L166 94H167V95H166L163 99H161L162 97L160 98V96H159ZM162 94H163V95H162ZM175 94H176V93H175ZM177 94H178V93H177ZM177 94L174 95V98H173V99H177V98H178V100H179V102H180L181 99H180L179 97H181L182 99H183V97H182L181 95L179 96V94H178L179 97L176 98L175 96H177ZM212 94H213V93H212ZM212 94H211V95H212ZM15 95H16V97H15ZM17 95H18V96L21 95V96L17 98ZM73 95H74V94H73ZM73 95H72V96H73ZM154 95H155V96L157 95V96H156L157 98L154 97ZM209 95H210V94L207 95V96L209 97V99H208L207 96H206V94H203V96H204L205 98H207L208 100H210L211 103L218 104L220 101H222V100H220V101L217 103V101L215 102V100H219L220 97L218 96V99H216V98H213V97H216L215 94L212 95V96L210 95L212 98H211ZM35 96H36V95H35ZM45 96H44V98H45ZM63 96H65V95H62V96H61V94H60V97H61V98H65V97H63ZM158 96H159V98H160L161 100H163V102H165L164 105H163V102L160 101V99H159V101H158ZM203 96H202L201 98H202V99H205ZM228 96H230V95H228ZM231 96H232V95H231ZM257 96H258V95H257ZM33 97H34V96H33ZM36 97H38V96H36ZM47 97H49V96H47ZM58 97H59V96H58ZM60 97H59V99H60ZM130 97H131V96H130ZM167 97H166V98H167ZM224 97H225V96H224ZM254 97H256V96H254ZM254 97H253V98H254ZM258 97H259V96H258ZM14 98H15V99H14ZM34 98H35V97H34ZM34 98H32V99H33V100L36 99V101L34 102V101L32 100L33 102H29V104L26 105L25 107L30 106L31 104H35V106H38L37 104H39V102L43 101V97H42V96L39 97V98H35V99H34ZM194 98H197V97H194ZM194 98H193V100L190 99V100H192V101H191L192 104L196 102L195 100H197L198 103L200 102V101L198 100V98H197V99H194ZM225 98H226V101H228V100H227L228 98H227V97H225ZM253 98L251 99L252 101L250 100L251 102L249 101L250 103H252V102L254 103V102L257 100V99H256L257 97L254 98V99H256V100H253ZM260 98H261V97H259L258 99L260 100ZM45 99H47V98H45ZM152 99H151V100H152ZM156 99H157V100H156ZM185 99H183L184 102H185ZM261 99H263V98H261ZM65 100H66V99H65ZM77 100H78V99H77ZM85 100H87V101L89 102V99L86 98ZM151 100H150V101H151ZM169 100H170V103H171V102H172V99H169ZM190 100H189V102L187 101L188 104H186V102H185V104H184V102H183V104H182V103H180V104L178 103V106L180 105L179 107H180V108L182 107V109H183V105H185V106L189 105V106H188V110H189V107H190V105H191ZM205 100H206V99H205ZM205 100H201V101H204V102H205ZM208 100H207V101H208ZM223 100H224V99H223ZM229 100H231V97H230ZM259 100H258V101H259ZM11 101H12V102H11ZM59 101H61V100H59ZM59 101L57 100V102H59ZM68 101H70V100H68ZM68 101H65L64 103H67ZM78 101H79V100H78ZM78 101H76V102H78ZM127 101H128V100H127ZM131 101H132V100L130 99V102H131ZM173 101H174V100H173ZM193 101H194V102H193ZM213 101H214V102H213ZM15 102H16V101H15ZM46 102H47V101H46ZM53 102H54V101H53ZM62 102H63V101H62ZM62 102H61V103H62ZM70 102H71V101H70ZM73 102H75V101L73 100ZM130 102H129V103H130ZM151 102H152V101H151ZM181 102H182V100H181ZM204 102H203V103H204ZM249 102H248V103H249ZM17 103H18V102H17ZM17 103H15V104H17ZM22 103H21V104H22ZM54 103H56V102H54ZM61 103H60V104H61ZM127 103H128V102H127ZM131 103H133V102H131ZM134 103H135V102H134ZM149 103H150V102H149ZM153 103H154V104H153ZM153 103H151V104H152L153 107H154L156 104H155V102H153ZM177 103H176V104H177ZM189 103H190V104H189ZM200 103H201V102H200ZM200 103H199V106H200ZM207 103H208V102H207ZM227 103H228V102H226V105H224L225 103L222 101V104H221V102H220L219 104H221V107H223V106L226 107V106H228ZM250 103H249V105H250ZM253 103H252V106H254V104H255V103H254V104H253ZM257 103H258V102L256 101V104H257ZM260 103H261V102H260ZM260 103H258L257 105L255 104V106H258ZM262 103H263V102H262ZM262 103H261V104H262ZM9 104L4 105V106L7 107V106H9ZM11 104H10L9 109H7V108L4 109V108H3L2 110H0V112H8V113L10 114V112H9V111H10V108L15 106L14 104L11 106ZM51 104L53 105L52 102H51ZM51 104L49 103V105H51ZM56 104H57V103H56ZM71 104H72V102H71ZM138 104L140 105V103H138ZM204 104H205V103H204ZM215 104H212V105H214V107H216ZM261 104H260V105H261ZM19 105H20V104H19ZM41 105H42V103H40V105H39L38 107L40 108ZM61 105H62V104H61ZM142 105H143V104H142ZM142 105H140V106H142ZM147 105H148V104H147ZM165 105H166L167 107H166ZM174 105H175V104H174ZM193 105H197V104H193ZM212 105L210 104L209 106H212ZM222 105H223V106H222ZM263 105H264V103L262 104V106H263ZM35 106H34V108H32V109H33L32 111H34V112H35L34 109H38V108H36ZM44 106H45V105H44ZM53 106H54V105H53ZM68 106H70V105H69V102H68ZM74 106H75V104H74ZM157 106H158V105H156V107H157ZM204 106H205V105H204ZM204 106H203V107H204ZM209 106H208V107H209ZM219 106H220V105H219ZM250 106H251V105H250ZM252 106H251V107H252ZM262 106H260V107H262ZM42 107H43V106H42ZM42 107H41V108H42ZM63 107H64V105H63ZM145 107H146V106H145ZM156 107H155V108H156ZM173 107H174V108H173ZM176 107H177V108H176ZM203 107H202V105H201V108H203ZM208 107H207V108H208ZM225 107H224V108H225ZM28 108H29V107H28ZM46 108H47V106H46ZM57 108H58V106H57ZM72 108H74L73 105H72ZM123 108H124V107H123ZM123 108H122V109H123ZM130 108H131V107H130ZM133 108H134V107H133ZM133 108H132V109H133ZM135 108H136V106H135ZM135 108H134V112L136 111ZM158 108H159V110L161 109L160 107H157L156 109H158ZM207 108H206V110H207ZM224 108L222 109V108L219 107L218 109H219L220 111L217 109V107H216L215 109L213 108V110H217V111H218V114H217L216 112H214L213 110H211V111H213V112H210V113H216L217 116H216V114H215V115H214V114H211L212 116L214 115L216 119L219 117L218 115H221V116L224 118L226 115L223 116L222 114H219V113L221 112V109H222V111H223ZM232 108H233V107H232ZM234 108H235V107H234ZM257 108L259 109V106H258ZM0 109H1V108H0ZM12 109H13V108H12ZM29 109H30V108H29ZM44 109H45V107H44ZM58 109H59V108H58ZM64 109H65V108H64ZM67 109H68V108H67ZM69 109H70V108H69ZM136 109H138V108H136ZM145 109H146V108H145ZM145 109H144V110H145ZM149 109H150L151 111H152V109H153V113H154V110H155V109L152 108V106H149ZM149 109H148V110H149ZM162 109H161V110H162ZM172 109H173V110H172ZM174 109H175V110H174ZM182 109H181V110H182ZM185 109H186V107L184 108V110H185ZM194 109H195V108H194ZM209 109H210V108H209ZM209 109H208V112H209ZM211 109H212V108H211ZM254 109H255L254 111H255V113H256L258 110H256V107H255ZM262 109H263V111H264V107H263ZM41 110H42V109H41ZM45 110H46V109H45ZM45 110H44V111H45ZM47 110H49V109H47ZM126 110H127V108H126V106H125L124 111H122V112H121V111H120V112H117V113L120 114V115L118 114L117 117H116V119H117L118 121L122 119V115H123V118L125 117V118L122 119V120H124V121L126 120V116H127L126 113H127L128 111H130L129 108H128V111H126ZM138 110L141 111V110H143V109H142V107H140V109H138ZM138 110H137V113H138ZM144 110H143V111H144ZM164 110H165V109H164ZM181 110H180V112H182ZM206 110H205V111H206ZM225 110H227V109H225ZM230 110H231V109H230ZM234 110H235V109H234ZM252 110H253V107H252ZM260 110H261V109H260ZM30 111H31V110H30ZM32 111H31V114L34 113V112H32ZM37 111H38V110H36V112H37ZM39 111H40V110H39ZM44 111L42 110V112H44ZM51 111H52V110H51ZM59 111H60V113L63 115L64 112L62 113L61 110H59ZM59 111H58V113H59ZM125 111H126V112H125ZM131 111L133 112V110H131ZM140 111H139V114L141 113ZM189 111H190V110H189ZM189 111H188V112H189ZM263 111H262V112H263ZM21 112H22V111H21ZM27 112H28V110H27ZM27 112H24L23 115H18V114L20 113V112H19L17 115L20 116L19 119L21 118V121H22L23 124H25V126L28 124V125L26 126V127L29 126L27 129H31V130H32V129H33L32 127L35 126V125H37V124L42 120L41 118L43 117L44 113L41 112V118H39L38 116H36L37 113H36V115H31L30 112H29V115H24V114H27ZM123 112H124L125 114H123ZM132 112H131V114H132V115H131V118H132V116H133V114H134V113H132ZM165 112H167V114H170V113H168V110L165 111ZM172 112H171V113H172ZM175 112L178 113V111H175ZM175 112H173L172 115L176 117V113H175ZM180 112H179V113H180ZM183 112H185V114H186L187 111L185 110V111H183ZM188 112H187V113H188ZM208 112H207V114H209ZM233 112H234V111H233ZM233 112H232L231 114L227 115V116H230V115L236 113V112H235V113H233ZM16 113H17V112H16ZM38 113H39V112H38ZM45 113H46V112H45ZM49 113H50V111H49ZM55 113H56V112H55ZM117 113H116V114H117ZM121 113H122V115H121ZM128 113H129V112H128ZM160 113H162V111H161ZM160 113H159V114H160ZM174 113H175V115H174ZM179 113L177 114L178 116H177L176 118L179 117V115H180ZM257 113H258V112H257ZM14 114H15V113H14ZM39 114H40V113H39ZM65 114H67L66 111H65ZM116 114H114V115H116ZM129 114H130V113H129ZM129 114H128V116H129ZM163 114H165L164 111H163ZM167 114H166V116H168ZM190 114H192V116H194V114H193V113H190V112H189V114H187V116H191ZM224 114H226V113L224 112ZM260 114H261V113H260ZM10 115H11V114H10ZM49 115H50V114H49ZM62 115H61V116H62ZM114 115H113V117H112V120L115 119V116H114ZM134 115H135V114H134ZM143 115H144V114H143ZM143 115H141V116H143ZM146 115H147V118H148V117H149L148 115H150L149 111H148V114H146ZM146 115H144L145 118L143 117V118H144V120L142 119L143 121H145V119H146ZM172 115H169V117L172 116ZM181 115H183V114H181ZM181 115H180V116H181ZM258 115H259V114H258ZM22 116H23V118H22ZM24 116H25V117H24ZM39 116H40V115H39ZM45 116L47 117V115H45ZM56 116H57V115H56ZM120 116H121V117H120ZM128 116H127V117H128ZM151 116H153V115H150V117H151ZM164 116H165V115H164ZM173 116H172V118H173ZM184 116H185V115H184ZM187 116H186V117H187ZM192 116H191V118L194 120L196 117L194 116V117H195V118H194V117H192ZM209 116H210V115H209ZM214 116H213L212 118H214ZM221 116H220L219 118L221 119L222 122H220L219 124L221 125V128H222L224 125L222 126L221 123L224 124V120H222ZM227 116H226V117H227ZM263 116H264V115H263ZM9 117H10V116H9ZM33 117H34V118H33ZM37 117H38V118H37ZM48 117H49V116H48ZM57 117H58V116H57ZM57 117H56V118H57ZM59 117H60V115H59ZM119 117H120V119H118ZM210 117H211V116H210ZM226 117L224 118L225 120H226ZM233 117H234V116L232 115V118H233ZM235 117H236V116H235ZM235 117H234V118H235ZM251 117L253 118L254 115L251 116ZM255 117H256V119H257V114H255ZM13 118H14V119H13ZM13 118H12V119H13V121H14V120H15V116H14ZM43 118H44V117H43ZM50 118H52V117H50ZM113 118H114V119H113ZM133 118L136 119V117H133ZM133 118H132V119H133ZM154 118H157L156 120L158 121V117H154ZM188 118H190V117H188ZM191 118H190V123L193 121V120H191ZM208 118H209V117H208ZM212 118H211V119H212ZM215 118H214V119H215ZM230 118H231V117H230ZM234 118H233V120H234ZM252 118H250L249 121H250ZM261 118L264 119V117H262V114H261V117H259V120H260ZM16 119H17V118H16ZM40 119H41V120H40ZM46 119L48 120V118H46ZM128 119H129L130 121H132V120L130 119V117H129ZM179 119H181V117H179ZM179 119H178V120H179ZM182 119H183V118H182ZM182 119H181V122L179 121V122H180L179 124H180L181 126H182L183 123L185 124V122H182ZM185 119H186V118H185ZM185 119H183V120L185 121ZM214 119H212L213 121L210 120V118H209L208 120L211 121V122H213L214 128H217L216 125H217V122H218L220 119H219V120H215V121H214ZM227 119H229V117H228ZM43 120H44V119H43ZM43 120H42V121H43ZM52 120H53V119H52ZM117 120H116V121H117ZM122 120H121V121H122ZM129 120L125 121V122H126V123H125L126 125L128 124V121H129ZM138 120H140V119L138 118ZM146 120H147V119H146ZM156 120H153V121H155L157 124L155 123L156 125L154 124V126H153V125H150V127L152 126L153 128H155V127H158L157 125H159L158 128H160V129L163 130V126H161V125H163V124L165 123V124H164L165 126L168 125L167 127L164 126L165 130H167V131H165V130H163V131H165V133H166V132H168V130H169V131L171 130L169 133H166V134H173L174 132H173V133H171V132L174 130V126H175V130H174L175 132H176L177 129H180V127H181V126H178V128H177V126H176L175 124H173L170 120H169V122H171L172 124H171V123L168 124V123H167L168 121H167L166 119H159V120H161V121H162V120L164 121L163 124H161V125L158 124L159 122H157ZM171 120H172V119H171ZM233 120L231 121V119H230V120H228V121H229L230 124H231V122L233 123ZM254 120H255V119H254ZM13 121H12L11 125H13ZM16 121H17V120H16ZM42 121H41V122H42ZM50 121H51V120H50ZM118 121H117V122H118ZM133 121H134V119H133ZM140 121H141V120H140ZM147 121L149 122V119H148ZM166 121H167V122H166ZM216 121H217V122H216ZM234 121H235V120H234ZM237 121H238V123H239V120H237ZM3 122H4V121H3ZM9 122H10V121H9ZM9 122L7 121V124H8ZM52 122H54V121H52ZM173 122H174V121H173ZM175 122H178V121L176 120ZM214 122H216V124H215ZM252 122H253V119H252ZM1 123H2V122H1ZM1 123H0V124H1ZM17 123H18V124H21L20 122H16V126L18 125ZM122 123H123V122H122ZM142 123H143V122H142ZM160 123H162V122H160ZM166 123H167V124H166ZM186 123H189V121H186ZM236 123H237V122H236ZM2 124H3V123H2ZM2 124L0 125L1 127H2ZM4 124H6V123H4ZM14 124H15V123H14ZM39 124H40V123H39ZM39 124H38V125H39ZM170 124H171L172 126H171ZM179 124H177V125H179ZM210 124H212V123H210ZM210 124H207V125H210ZM219 124H218V125H219ZM234 124H235V122H234ZM38 125H37V126H38ZM46 125H48V124H46ZM46 125H45V124H43V125L41 124L42 127H41V126H38V127H39V128H43V127H45ZM97 125L100 126L101 123H100V125H99V124H96V126H97ZM120 125H121V124H120ZM139 125H140V124H139ZM143 125H144V124H142V125H140V126L143 127V128H144V126L146 127V125H144V126H143ZM185 125H188V124H185ZM185 125H184V129H185V127H186ZM220 125H219V126H220ZM263 125H264V124H263ZM6 126H7V127H6ZM9 126H10V125H5V127L8 128V129H9ZM30 126H31V127H30ZM96 126L94 125V127H93L92 129H96V130H97V128H98V130H101V128L99 129V127H98V126L96 127ZM169 126H171V128H172L173 130H172ZM225 126H226V130H225L224 127H223V129L225 130V133H224V131H223V133L226 135V134H229V133H227V132H230V131H229V129H228V125L225 124ZM232 126H233V124H232L230 127L232 128ZM1 127H0V129H1ZM5 127L2 128V129H3L2 131H4V130L7 131V130H8V129H6ZM12 127H15V126H14V125H13V126H10V128H12ZM17 127H18V126H17ZM21 127H22V129H24L23 126H21ZM38 127H37V128H38ZM46 127H47V126H46ZM48 127H49V126H48ZM91 127H92V126H91ZM95 127H96V128H95ZM114 127H115V126H114ZM116 127L119 128V127H121V126L117 125ZM161 127H162V128H161ZM205 127H207V126H205ZM211 127H212V126H209V129H210ZM234 127H235V126H234ZM234 127H233V128H234ZM35 128H36V126H35ZM37 128H36V129H37ZM39 128H38V129H39ZM131 128H132V127H131ZM131 128H130V131H132V129H133V130H135V131H133V132L136 133V128H137V127H133L132 129H131ZM134 128H135V129H134ZM153 128H151V129H150V128H144V129H146V131H148L147 133H149V134L152 136L153 131H154ZM158 128H157V129H158ZM168 128H170V129H168ZM182 128H183V127H181V129H180L181 134L184 133L183 130H182ZM15 129H17V128H15ZM19 129H20V125H19ZM27 129H26V130H27ZM36 129H35V131H37ZM121 129H122L124 132L126 131L125 127L121 128ZM124 129H125V130H124ZM141 129H142V128H141ZM141 129H140V130H141ZM147 129H149L150 132H151L152 134H151V133L149 132V130H147ZM157 129H155V130H157ZM209 129H207V130L209 131ZM217 129H218V128H217ZM227 129H228V130H227ZM26 130H25V131H26ZM33 130H34V129H33ZM107 130H108V132H110V129H107ZM107 130H106V131H107ZM119 130H120V129H119ZM119 130H118V131L116 130V131H117V132H120L121 130H120V131H119ZM137 130L140 131L139 129H137ZM142 130H143V129H142ZM152 130H153V131H152ZM211 130H212V128H211ZM211 130H210V131H211ZM213 130H214V129H213ZM215 130H216V129H215ZM0 131H1V130H0ZM2 131H1L0 133H2ZM5 131H4V133H5ZM8 131H9V130H8ZM8 131H7L6 133H8ZM18 131L21 132L22 130L20 131V130L17 129V133H18ZM111 131H112V128H111ZM114 131H115V129H114L112 132H114ZM123 131H122L121 133H124ZM130 131H129V132H130ZM138 131H137V133H138ZM203 131H206V130H204V128H203ZM203 131H202V133L205 134ZM10 132L13 133V130L10 131ZM10 132H9V133H10ZM126 132H128V129H127ZM140 132H141V131H140ZM142 132H143V134H144L145 130H143ZM156 132L158 133V132H160V130H157ZM156 132L154 131L155 134H153V135H154L153 138H155V135H156V136H158V135L161 136V134H158V135H157ZM178 132H179V130H178ZM178 132H177L176 134H178ZM180 132H179L178 135H180ZM221 132H222V131H220V133H219L218 136L222 135V137H225V135L223 136V133H221ZM260 132H261V131H260ZM21 133H22V132H21ZM35 133H37V132H35ZM131 133H132V132H131ZM207 133H208V132H207ZM210 133H211V132H210ZM255 133H256V132H255ZM2 134H3V133H2ZM2 134H1V135H2ZM15 134H16V132L13 133V136H14ZM31 134H32V133H30V135H31ZM113 134H114V133H113ZM116 134H117V133H115V135H116ZM141 134H142V133H138V134H137V135H140V136H139L140 140H141V139H144V138L147 139L145 136H147L148 138L151 137V136L149 137V134L146 135V133H145V134H144V135H145L144 138H142V135H141ZM211 134H213V133H211ZM217 134H218V133H217ZM249 134H251V133H249ZM249 134H248V135H249ZM253 134H254V133H253ZM253 134H252V135H253ZM1 135H0V138H2ZM6 135H7V134H6ZM10 135H12V134L10 133V134H9V137H10ZM35 135H36V134H35ZM35 135H33V136H35ZM128 135H129V134H128ZM137 135L134 134L135 137H134V136H133V137L136 138ZM163 135H164V134H163V132H162V140H165L166 137H165V135H164V138H165V139H164V138H163ZM213 135H214V134H213ZM255 135H256V134H255ZM255 135H253L252 137L249 135L248 138H249V137L253 138V137H255ZM4 136H5V135H4ZM23 136H24V135H23ZM25 136H26V134H25ZM166 136H167V135H166ZM256 136H257L258 138L261 137V136L259 137L258 134H257ZM5 137L7 138V136H5ZM9 137H8V139L11 138V137H10V138H9ZM30 137H32V136H29V138H30ZM117 137H118V136H117ZM117 137H116V138H117ZM133 137H131V138H133ZM208 137H209V136H208ZM216 137H217V135H216ZM222 137L220 136L221 139H222ZM246 137H247V136H246ZM257 137H256V138H257ZM6 138L3 137L4 140H5ZM12 138H13V137H12ZM119 138H120V137H119ZM123 138L126 140L127 137H126V136H123ZM134 138H133V139H134ZM151 138H152V137H151ZM202 138H203V137H202ZM205 138H207V135H206ZM211 138H212V142H213V144H215L216 141L218 142V140H215V142H214L213 138L216 139L215 136H214V137L212 136ZM251 138H250V139H251ZM3 139H2V141L0 140L1 145H4V144H5V142H4ZM8 139L6 140V145L8 144V146H9V143H11V142H13L14 140H16V138H13L14 140L12 141V139H10L11 141L9 142ZM27 139H28V138H27ZM124 139H123V140H124ZM160 139H161V138H160ZM160 139L158 138V140H160ZM203 139H204V138H203ZM217 139H219V137H218ZM221 139H219V140H221ZM250 139H248V140H250ZM23 140L26 141V139H23ZM23 140H22V141H23ZM107 140H109V139H107ZM130 140H131V139H130ZM257 140H258V139H257ZM261 140L263 141L264 138H261ZM261 140L259 139L258 141L261 142ZM7 141H8V143H7ZM22 141H21V142H22ZM105 141H106V140H105ZM110 141H111V139H110ZM114 141H115V140H112V142H114ZM118 141H120V140H118ZM127 141H128V139L126 140V142H127ZM141 141H143V140H141ZM149 141H151V140H149ZM152 141H153V140H152ZM198 141L200 142V140L197 139V142H198ZM255 141H256V140H255ZM258 141H257V142H258ZM2 142H4V144H3ZM14 142H15V141H14ZM14 142H13V143H14ZM55 142H57V139H56ZM55 142H54V143H55ZM143 142H144V141H143ZM147 142H148V141H147ZM153 142H154V143H156V142L159 143V141H157V139H155ZM153 142H152V143H153ZM162 142H163V141H162ZM162 142L160 141V143H162ZM165 142H166V141H165ZM168 142H169V141H168ZM171 142L173 143V141H171ZM171 142H170V143H167V144L164 143V145L166 144V146H168V148H166V151H167V152H168V149H171V146H172V149H173V147H174V150L177 148V147H176L174 144H172ZM194 142L196 143V140H195ZM194 142H193V144H194ZM199 142H198V143H199ZM260 142H258L259 145H260V148L256 145V146H257L256 149L259 148V150H261V148L264 147V146H263L264 144H262V143H260ZM13 143H11V144H13ZM18 143H19V141H17V144H18ZM115 143H116V141H115ZM120 143H121V142H118V144L116 143V147H118V149H119V148L121 149V148H122L121 146L124 145L123 142H122V145L119 146ZM124 143H125V142H124ZM128 143H130V146H132L134 149H135V147L138 148L135 142H134L135 144H134V143H131V141H128ZM152 143H151V145L154 144V143H153V144H152ZM263 143H264V141H263ZM14 144H15V143H14ZM19 144H20V143H19ZM103 144H104V143L100 144V148H102V150L104 151L103 153H102V152L100 153V155H101V156H100L101 159H105V157L103 158L102 154L104 155V153H105L104 156H106L107 152H105V150H106L107 148L109 149L108 145H106V142H105V144H104V145L107 147L106 149H105V147H104ZM110 144H112V143H110ZM125 144H126V143H125ZM132 144L135 145V146H133ZM137 144L139 145V143H137ZM147 144H148V143H147ZM147 144H146V145H147ZM162 144H163V143H162ZM171 144H172V145H171ZM203 144H204V143H203ZM211 144H212V143H211ZM213 144H212V147H214ZM256 144H257V143H256ZM261 144H262V146H261ZM85 145H87V143H86ZM101 145H102V147H101ZM112 145H113V144H112ZM126 145H127V144H126ZM126 145H125V146H126ZM159 145H160V144H159ZM170 145H171V146H170ZM215 145H217V143H216ZM218 145H219V144H218ZM218 145L216 146V148L218 147ZM11 146H12V145H11ZM91 146H92V145H91ZM94 146H95V148H96L97 146H98V148H99V145L96 146V144H95V145H93V147L90 148L91 150L88 149V150H89V151H88L87 148H89V147L87 146L86 149H85L86 152H91L92 149H93L94 152H95L96 150L99 151L98 148L95 150ZM114 146H115V145H114ZM125 146H123V148H124ZM144 146H145V144H144ZM149 146H150V145H149ZM192 146L194 147V145H192ZM192 146H191V147H192ZM254 146H255V145H254ZM2 147H3V146H2ZM116 147H115V148H116ZM127 147H128V145H127L123 150L126 149L125 151H128L129 149L132 148V147H131V148L129 147V149H128ZM157 147H158V146H157ZM164 147H165V146H164ZM3 148H4V147H3ZM3 148H2V149H3ZM7 148H8V147H7ZM100 148H99V149H100ZM143 148H144V147H143ZM160 148H161V146L159 147V149H160ZM162 148H163V147H162ZM162 148H161V149H162ZM179 148L182 149V147H178V148H177L178 151H179ZM216 148H215V149H216ZM219 148H220V147H219ZM0 149H1V148H0ZM110 149H111V147H110ZM120 149H119V150H120ZM134 149H132L131 152H133ZM139 149H141V153H139V152H140V150H139V151L137 152V155H136V153L134 154L135 156H138V153H139V154H142V155L145 154V153L143 154L142 151L146 149V146H145V149H143V150H142V147H141V148L139 147ZM147 149H150V147L147 148ZM164 149H165V148H164ZM164 149L161 150V151H165ZM172 149H171V150H172ZM177 149H176V151H177ZM111 150H112V149H111ZM116 150H117V149H116ZM123 150H122V152H123ZM137 150H138V149H136L135 151H137ZM182 150H183V149H182ZM191 150H192V148H191ZM194 150H195V149H193V151H194ZM37 151H38V152H37ZM37 151H36V152H37V154H36L37 156H36V157H39V156L42 154V151L40 152L41 154L39 153V151H40L39 149H38ZM100 151H101V150H100ZM107 151H108V150H107ZM135 151H134V152H135ZM146 151H147V150H146ZM150 151L153 152V150H150ZM178 151H177V152H178ZM183 151H184V150H183ZM183 151H182V152H183ZM189 151H190V150H189ZM189 151H188V152H189ZM236 151L238 152V150H236ZM240 151H241V149H240ZM242 151H243V149H242ZM50 152L52 153V152H54V150H52V151L49 150V153H50ZM55 152H56V150H55ZM55 152H54V153H55ZM84 152H85L84 150H83V154H82V152H81V155H82V156L84 155ZM116 152H118V150H117ZM131 152H130V153H131ZM180 152H181V151H180ZM243 152H244V151H243ZM262 152H263V150H262ZM262 152H261V154H262ZM38 153H39V155H38ZM46 153L49 155L48 151H47ZM51 153H50V155H51ZM54 153H52V154H54ZM56 153H57V152H56ZM59 153L61 154V152H58L55 156H57ZM62 153H63V152H62ZM91 153H93V152H91ZM123 153H126V152H123ZM123 153H122V154H123ZM127 153H129V152H127ZM127 153H126V154H127ZM130 153H129V156H130ZM150 153H151V152H150ZM153 153H154V152H153ZM157 153H158V152H157ZM162 153H164V152H162ZM185 153H187V152L185 151ZM189 153H190V152H189ZM239 153H240V152H239ZM247 153H248V152H247ZM1 154H2V152H1ZM47 154H46V155H47ZM78 154H79V153H78ZM87 154H88V153H87ZM94 154H95V153H94ZM132 154H133V153H132ZM132 154H131V155H132ZM146 154L149 155V153H147V152H146ZM146 154H145L143 157H141L142 155H139L140 159H138V160L140 161L142 158L147 157ZM151 154H152V153H151ZM164 154H166V153H164ZM164 154H163V155H164ZM168 154L171 155V153H169V152H168ZM187 154H188V153H187ZM245 154H246V153H245ZM263 154H264V153H263ZM34 155H35V154H34ZM34 155H33V154H32V156L29 155V156H31V157L29 158L30 161L27 159V160L29 161V163H30L31 161H33L31 158H33ZM46 155H45V153H44V155H43V156H45L44 158H46V157L49 158L50 155H49V156H48V155L46 156ZM62 155H63V154H62ZM70 155L72 156L71 153H70ZM79 155H80V154H79ZM79 155H77V157H78ZM85 155H86V153H85ZM85 155H84V157H83L84 160H83V159H80V160H82V161L78 160V161L76 162V165H75V167L77 166L76 168H78V170H79L80 172H81L82 168H83V169L86 168V171L84 172L85 174H84V173H79V171H78V173H76L77 176H76V174H75V175H74L75 177H73V173H74V172H72V174L69 173V175L71 174V178L73 177V178L71 179L72 182H71V180H69L70 185H71V184H74V182H76V181H75L76 179H78V180H79L80 178L83 179V177H84L85 180L87 179V181H88V180L90 181V180L93 179L92 181L94 182V179H95V180H98V181L100 182L101 180H99V179L102 178V179L104 180L107 176H111V175H108L107 173H106L107 176L104 175L105 173H103L104 177H103L102 175H101L102 177L99 176V175L101 174V172H99V171H100V170H99L100 167L98 168V165L101 166L103 163H100L101 165L98 164L99 161H100V158L98 159V156H97L98 154H97V152H96L97 159H95L96 156H95V158H93V157H88V158L86 159V158H85ZM88 155H90V153H89ZM88 155H87V156H88ZM92 155H93V154H92ZM92 155H91V156H92ZM108 155H109V151H108ZM110 155H111V154H110ZM127 155H128V154H127ZM134 155H133V157H134ZM152 155H153V154H152ZM172 155L174 156V154H172ZM172 155H171V157H173ZM43 156H42V157H43ZM73 156H74V155H73ZM125 156H126V155H125ZM125 156L123 155V158H124L123 160H124V161L122 160V162H126L125 159H128V158L131 159V158H132V157L130 158V157H125ZM161 156H162V155H161ZM34 157H35V156H34ZM36 157H35V158H36ZM53 157H54V156H53ZM53 157H50L49 161H50V160L52 161V158H53ZM60 157H62V156H60ZM63 157H64V156H63ZM79 157H80V156H79ZM79 157H78V158H79ZM112 157H113V156H112ZM168 157H170V156H168ZM175 157H176V156H174L173 158L175 159ZM183 157L185 158V157H187V156H185V154H183V156L181 155L180 158H183ZM21 158H22V157H20V159H21ZM26 158H27V157H26ZM26 158H22V159H23V160L25 159V161L28 162V161L26 160ZM35 158H34V159H35ZM44 158H43V159H44ZM71 158H72V157H71ZM74 158H76V157L74 156ZM74 158H72V159H74ZM78 158H76V159H78ZM106 158H107V159H108V158L112 159L110 156H109V157H106ZM135 158H136V157H135ZM135 158H134V159H135ZM137 158H138V157H137ZM149 158H150L151 161L149 160ZM149 158H148V160L144 158V159L146 160V161H145V164L147 163V161H148L149 163L151 162V164H152L153 160L151 159V157H149ZM152 158H153V157H152ZM165 158H167V157H165ZM177 158H179V157H176V160L178 161ZM187 158H190V156H188ZM20 159H19V160H20ZM36 159H39V158H36ZM41 159H42V158H41ZM41 159H39V160H41ZM46 159H47V158H46ZM53 159H54V158H53ZM57 159H58V157H57ZM57 159H54L53 162L55 163V160H57ZM85 159H86V160H85ZM107 159H106V160H107ZM110 159H109V161L107 160V161H108V162H107V166H109V165H111V164L114 165V163H110V164H109V162L113 161L115 158L113 157L112 160H110ZM129 159H128V160H129ZM144 159H142V160L144 161ZM162 159H163V157H162ZM44 160H45V159H44ZM44 160H42V161H44ZM63 160H64V158H62V159L60 158L59 162H61V161H63ZM97 160H99V161L97 162ZM132 160H133V159H132ZM156 160H157V159H156ZM176 160H175V162H176ZM179 160H180V159H179ZM188 160H189V159H188ZM15 161L17 162V164H16L17 166H16V167L18 168V160H15ZM36 161H37V160H36ZM42 161H41V162H42ZM75 161H76V160H75ZM139 161H135L136 164H137V162H139ZM173 161H174V160L170 161L171 164H172ZM21 162H22V160H21L19 163H21ZM26 162L23 161L22 165H23L24 163H26ZM34 162H35V161H34ZM37 162H38V161H37ZM41 162H40V163H41ZM45 162H48V160H46ZM53 162H52V163L50 162V163L53 165ZM56 162H57V161H56ZM100 162H103V161L101 160ZM113 162H115V160H114ZM120 162H121V161H120ZM130 162H131V160L129 161V163H130ZM141 162H142V161H141ZM141 162H140V163H141ZM155 162H156V161L154 160V163H153L152 166H150V164H149L150 168H151V167L154 168L156 165H158V164L155 165ZM159 162H160V161H159ZM167 162H168V160H167ZM170 162H169V163H170ZM35 163H36V162H35ZM43 163H44V162H43ZM50 163H46V164L50 165ZM63 163H64V161H63ZM131 163H132V162H131ZM131 163H130V164H131ZM156 163H157V162H156ZM12 164H13V166H11L12 168H10V170L12 169V171L9 172V171L7 170L9 173L5 174V177H4V178H3V177L0 178V185H1L3 182L5 183V182L7 181V179L9 180V183H8V184H10V183H11V184H12V183L15 184V183L20 182L21 180L18 181V180H19L18 178H20L19 176L22 175V170L25 171V170L28 169L27 172L30 170V168H26V169H24V166H26L25 164H24L23 166L20 165V167H19L17 170H20V168H22V170H21V172L19 171L21 174L19 173V176H18V173H17V172L15 173L16 170L13 171L14 169H16V168H14V166H15V165H14V162H13ZM26 164L29 166V165H31L32 163H31V164L26 163ZM33 164H34V163H33ZM46 164H45V165H46ZM96 164H98V165H96ZM133 164H134V165L131 164L132 167H134V166L136 165L135 163H133ZM138 164H139V163H138ZM138 164H137V165H138ZM173 164H175V163H173ZM176 164L178 165V164H180V162H179V163L176 162ZM45 165H43V166H45ZM52 165H51V167H52ZM58 165H60V164L58 163ZM103 165H104V164H103ZM127 165L129 166V164H126V167H127ZM139 165H140L142 168H144V164H143V162H142V165H143V166H142L141 164H139ZM139 165H138V166H139ZM146 165H147V167H149V166H148V163H147ZM146 165H145V167H146ZM154 165H155V166H154ZM159 165H160V163H159ZM55 166H56V165H55ZM105 166H106V165H105ZM117 166H120V164L117 163ZM131 166H129V168H130ZM167 166H169L168 163H167ZM174 166H175V165H174ZM174 166L172 165L171 167L174 168ZM178 166H179V165H178ZM178 166H176V170H177V171H179V168L177 169ZM39 167H40V166H38V163H36V167H35V169H36V168L38 169ZM102 167H103V166H102ZM113 167H114V166H113ZM126 167L124 166V169H125ZM132 167H131V168H132ZM136 167H137V166H136ZM147 167L145 168L146 170H147ZM157 167L160 168V166H157ZM157 167L154 168V169H152V171L155 170V169H157ZM183 167H184V166H183ZM183 167H181V168L183 169ZM31 168H33L32 171H33V173H34V171H35V170H34V166L31 167ZM131 168H130V169H131ZM139 168H140V167H139ZM142 168H141V170H142ZM162 168H164V167H162ZM162 168H160L161 171H160V169H158L159 171H156L157 173H156L155 175H157L158 172L161 173V172H162ZM181 168H180V169H181ZM198 168H199V167H198ZM42 169H43V167L40 168L39 170H42ZM110 169H112V167H110ZM127 169H128V167L126 168V170H127ZM134 169H135V170H134ZM134 169H131V171H136L137 168H134ZM164 169H165V168H164ZM71 170H72V169H70V171H71ZM75 170L77 171V169H75V168H74L72 171H75ZM121 170H122V169H120V170H119L120 172H119V171H118V172L121 173ZM138 170H140V169H138ZM166 170H167V176H166V177H168L167 179L170 180L171 170H170V171H169L168 169H166ZM187 170L189 171V173H188V171H186L185 173H187V175H185V176H189V175L192 176L193 169H192V170L190 169L191 171H190L189 169H187ZM194 170H195L194 172H196L197 169H194ZM70 171H69V172H70ZM83 171H84V170H82V172H83ZM108 171H109V170H108ZM112 171H114V169H112ZM112 171H111V173H113ZM129 171H130V170H128L127 172H129ZM144 171H145V170L143 169L142 172H144ZM150 171H151V169H150ZM150 171H149V174H152V173H150ZM168 171H169V176H168ZM172 171L174 172V171H175V168H174V170L172 169ZM183 171H184V170H183ZM197 171H198L199 173H202L200 168H199ZM234 171H236V170H234ZM237 171H238V170H237ZM27 172H25V173L23 172V173H24L23 175H27ZM30 172H31V171H30ZM36 172H37V170H36ZM38 172H39V171H38ZM65 172L68 173V170L65 171ZM115 172H116V171H115ZM115 172H114V173H115ZM118 172H117L116 174H119ZM137 172H138V171H137ZM190 172H192V173L190 174ZM229 172H230V171H229ZM133 173H134V172H132V174H133ZM138 173H139V172H138ZM153 173H154V172H153ZM160 173H159V174H160ZM28 174H29V173H28ZM37 174H38V173H34V175H37ZM64 174H65V173H64V171H63L62 176H63ZM128 174H129V173H128ZM139 174H140V173H139ZM143 174H144V173H142V175H143ZM145 174H146V172H145ZM149 174H148V175H149ZM159 174H158V175H159ZM241 174H242V173H241ZM241 174H237L236 172H233L232 170H231L230 173H228V175L230 176V179H229L228 181H229L230 183H231V181H234V183H235V186H234V187H236V188H238V187H237V186H238V183L240 184V185H239V187H240V186H241V181L244 182V181L242 180L243 177L240 179ZM259 174H260L259 176H261L262 173L260 172ZM30 175H31V177L34 176L33 174H30ZM32 175H33V176H32ZM67 175H68V174H67ZM67 175H66V176H67ZM79 175H80V176H79ZM82 175H84V176L81 177ZM137 175H138V174H136L135 177H136ZM148 175H145V178H146V179H147L146 176H148ZM153 175H154V174H153ZM158 175H157V176H158ZM161 175H162V174H160L159 176L161 177ZM172 175H174V178L176 177V174H172ZM199 175H200V174H199ZM201 175H202V174H201ZM253 175H254V176H253ZM263 175H264V174H263ZM27 176H29V175H27ZM60 176H61V175H60ZM139 176H140V175H139ZM143 176H144V175H143ZM150 176H152V175H150ZM164 176H165V174H164ZM218 176L220 177V175H218ZM229 176H228V177H229ZM238 176H239V177H238ZM251 176H253V178H254V177L257 178V175H255V173H252ZM79 177H80V178H79ZM152 177H153V176H152ZM171 177H173V176H171ZM197 177H198V175H197ZM204 177H205V178H207V177H210V178L214 177V178H215V177H216V174H215L214 176L212 175V176H204ZM204 177H202V178L205 179ZM219 177H217V179H218ZM228 177H227V178H228ZM247 177H248V176H247ZM249 177H250V174H249ZM5 178H6V180H5ZM23 178H24V176H23ZM28 178H29V177H28ZM49 178H50V177H49ZM66 178H67V177H66ZM68 178H70V177H68ZM109 178H110V177H109ZM113 178H114V177H112V180H110V181H114L113 184H112V182H110V183H111V184H110V183H109V180L107 181V180L105 179V183H106V181L108 182V183H107V185H108L107 187H108V188H109L110 185H112L114 188H115V187H119V186H118V185H119L118 182H119V181H120V183L122 182L121 179H120V180L116 183V185H117V184H118V185H117V186H116V185L114 186L115 182H116L118 179H117L116 175H115V178H116L117 180L115 181V180H114L115 178H114V179H113ZM118 178H120V177H118ZM122 178H123V179L125 178L124 175L122 176ZM136 178H137V177H136ZM184 178H185V177H184ZM187 178H189V177H187ZM210 178L204 180V182H205V181L207 182V180H210ZM245 178H246V177H245ZM245 178H244V180H245ZM253 178L250 177L251 180L249 179V183L252 181ZM256 178H255V179H256ZM262 178H264V177H262ZM262 178H261V179H262ZM123 179H122V180H123ZM125 179H126V178H125ZM149 179H150V178H149ZM151 179L153 180V178H151ZM155 179H157V178H154V180H155ZM158 179H159V182H160L161 180H160L159 177H158ZM167 179H165V180H167ZM171 179H173V178H171ZM176 179H178V178H176ZM179 179H180V178H179ZM179 179H178L177 181H180V180H181V179H180V180H179ZM182 179H183V178H182ZM185 179H186V178H185ZM212 179H213V178H212ZM212 179H211L210 181L213 183L214 180L212 181ZM217 179H216V182H215V183H217ZM223 179H224V178L221 179L222 182L224 181ZM225 179H226V178H225ZM231 179H233V180H231ZM237 179H240V181L238 180V181H239V182H238ZM26 180H27V179H26ZM49 180H51V179H49ZM49 180H48V181H49ZM55 180H56V179H55ZM73 180H74V182H73ZM78 180H77V181H78ZM103 180H102V181H103ZM129 180H130V179H128L126 182L129 183V182H128ZM163 180H164V179H163ZM183 180H184V179H183ZM183 180H182V182H183ZM188 180H189V179H188ZM190 180H191V179H190ZM198 180H199V179H198ZM218 180H220V179H218ZM258 180H259V179H258ZM263 180H264V179H263ZM17 181H18V182H17ZM46 181H47V178H46ZM48 181L45 182V180H44V183L42 182L43 184L40 185V184H41V183H40V184H38V186H40L44 191H46V192L48 191V192L51 193V194H49V195H47V196H49V198H50V200H51V201L48 200L49 202H52V200H54V202H52L53 204H55V206L52 208V209H54V211L51 209V211H52L51 214H52V215L54 214V216H55V218H53V219H56V216H58V217H60V218H64V217H74V216H76V215L78 216V214L81 213L80 205L82 204V202H83L84 200L87 199V198H86L87 195H86V196L84 195L83 197H77L76 195H77L79 192H80V193H82V192H81V191H78V193H73L74 191H76L75 188H73V187H72V188L74 189L73 192H72V190L66 189L64 186H63V187H64L66 190H65V191L63 190L64 192H63V191H60V189L63 188V187H61L62 185H61V183H60V180H57V181L54 182V183H52V182H48ZM83 181H84V180H83ZM98 181H97V182H98ZM141 181H142V179H141ZM172 181H176V180L173 179ZM200 181H201V179H200ZM200 181H198V182H200ZM221 181H219L218 183H220ZM226 181H227V179L225 180V182H226ZM236 181H237V182H236ZM7 182H8V181H7ZM7 182H6V184H7ZM79 182H80V181H79ZM79 182H77V184H78ZM93 182H92V183H93ZM143 182H145V180H144ZM146 182H147V181H146ZM148 182H149V181H148ZM152 182H153V181H152ZM165 182L167 183L168 181H165ZM170 182H171V181H170ZM196 182H197V181H196ZM196 182H195V183H196ZM211 182H207V183H211ZM247 182H248V180H247ZM252 182H253V181H252ZM4 183H3V184H4ZM89 183H91V181H90ZM92 183H91V184H92ZM95 183H96V181H95ZM95 183H94V184H95ZM100 183H101V185H102L103 182H100ZM153 183H154V185H155V184H156V185L158 184V182H157V183H156V182H153ZM171 183H172V185H174V182H171ZM212 183H211V185H212ZM215 183H214V185H215ZM218 183H217V184H218ZM232 183H233V182H232ZM234 183H233V184H234ZM236 183H237V184H236ZM244 183H246V181H245ZM11 184H10V185H11ZM20 184H21V183H20ZM94 184L91 185L92 188H93ZM98 184H99V183H98ZM136 184H137V183H136ZM136 184H134V185H136ZM138 184H139V183H138ZM138 184H137V187H136L137 189L141 187V186H139L140 184H139V185H138ZM144 184H145V183H144ZM151 184H152V183H150V185H148V186H150V189H151L152 186H154L153 184H152V185H151ZM159 184H160L159 187H160V186H164V185H163L164 183H163V184H162V183H159ZM179 184H180V183H178V185H179ZM202 184H203V183H202ZM217 184H216V185H217ZM220 184H221V183H220ZM220 184H219V186H220ZM222 184H224V183H222ZM222 184H221V186H222ZM228 184H229V183H228ZM228 184H227V185H228ZM233 184H232V185H233ZM22 185H23V184H22ZM96 185H97V183L95 184V186H96ZM104 185H105V184H103V186H104ZM132 185H133V184H132ZM141 185H142V184H141ZM168 185H170V186H168L169 188L172 187L171 184L168 183ZM175 185H176V182H175ZM17 186H18V185H17ZM20 186H21V185H20ZM23 186H24V185H23ZM68 186H69V185H68ZM71 186H72V185H71ZM75 186H76V185H75ZM105 186H106V185H105ZM112 186H111L110 192H109V189L106 190L107 188H106V189L104 188V189L106 190L105 192H106L107 194H108V193L111 194V190L114 189ZM128 186H129V185H128ZM128 186H127V187H128ZM138 186H139V187H138ZM142 186H143V185H142ZM157 186H158V185H157ZM157 186H156V188H158ZM166 186H167V185H166ZM182 186L184 187V186H186V184H185V185H182ZM225 186H226V185H225ZM225 186H224V187H225ZM15 187H16V186L12 187L13 190H14V189H17V188H15ZM89 187H90V186H89ZM96 187H97V186H96ZM99 187L101 188L100 185H98V188H99ZM120 187H121V186H120ZM120 187H119V189L115 188V190L117 189L116 193H117L118 191H119L118 193H120V191L122 190V189H120ZM122 187H123V189H124V186H123V185H122ZM122 187H121V188H122ZM133 187H134V186H133ZM183 187H182V188H183ZM188 187H190V188H194V186L191 185V183H188ZM200 187H201V186H200ZM216 187H217V186H216ZM227 187H228V188L231 187V184L228 185ZM234 187L232 186L233 189H235ZM10 188H11V187H10ZM18 188H19V187H18ZM22 188H23V187H22ZM22 188H21V189H22ZM34 188H35V187H34ZM67 188H68V187H67ZM72 188H71V189H72ZM98 188H94L92 191H94V190L96 191V190H97V192H98ZM134 188H135V187H134ZM153 188H154V187H153ZM153 188H152L151 190H153ZM162 188H165V186L162 187ZM197 188H199V187L197 186ZM197 188H196V189H197ZM21 189H20V190H21ZM35 189H39V188L36 187ZM55 189H58V190L55 191ZM89 189L91 190V188H89ZM125 189H126V188H125ZM125 189H124V190H125ZM148 189H149V188H148ZM148 189H147L146 192H148ZM150 189H149V190H150ZM160 189H161V187H160ZM160 189H158V191L165 192V191H163L164 189H163V190H160ZM180 189H181V188H180ZM18 190H19V189H18ZM43 190H42V192H44ZM50 190H51V191H50ZM52 190H54V192H53ZM115 190H113V193H114V194H116V193L114 192ZM128 190H129V187H128V189L126 190L125 194H127V195H128V193L132 194V192H130V191L128 192ZM130 190H132V189L130 188ZM134 190H136V189H134ZM138 190H142V192H143V193L141 194V198H142V195L144 194L143 188H142V189H138ZM151 190H150V191H151ZM156 190H157V189H156ZM166 190H167V189H166ZM1 191H4V193L2 192V193H0V194H6L5 192H7L8 189L6 190V188L0 186V192H1ZM15 191H16V190H15ZM15 191H12V189H11V191L9 190V192H8L7 194H9V197H11L13 194L16 195L17 191H16V193H14ZM22 191H23V190H22ZM22 191H21V192H22ZM107 191H108V192H107ZM122 191H123V190H122ZM122 191H121V192H122ZM150 191H149V192H150ZM191 191H192V190H191ZM191 191H189L190 194H191ZM193 191H194V190H193ZM193 191H192V195H191L190 197H192V196L194 195V194H193ZM197 191H198V190H197ZM28 192H29V191H28ZM31 192H32V189H31ZM34 192H35V190H34ZM84 192H85V191H84ZM84 192H83L82 194H84ZM90 192H91V191H90ZM90 192H89L90 195L87 193V194L89 195V198H90L92 195H94V194H93L94 192H93V193L91 192L92 194H91ZM105 192L103 191L104 194H105ZM123 192H124V191H123ZM162 192H161V193H162ZM170 192H171V191H170ZM195 192H196V191H195ZM22 193H23V192H22ZM44 193H45V192H44ZM100 193H101V195H100ZM100 193H99V195L97 194V195H98V198H96V199H97L96 201H94V202L92 201L93 203L91 202L92 204H91L90 206H88L87 204H86L85 206H87V207H89V208L92 207L93 209H95V208H96V209H102V211H100V212H103V211H104V208H107L108 206H110V207H108L107 211H106V209H105V211H106L107 213L110 214V213H111L110 210L112 209L111 207L114 206V204H115V202H113V200H114V199H113L114 194L112 193L113 196L110 195V194L105 195V197H107V198H109L108 196L110 195V196H111L110 199H111V198L113 199V200H111V202H112V205H111L108 199H107V201H106V199H105V200L100 199V202H97L98 199H99V197L102 196V194H103L102 192H100ZM135 193H136V191H135L132 195L135 196V195H136ZM151 193L153 194L154 192L151 191ZM174 193L177 194V192H174ZM263 193H264V191H263ZM27 194H28V193H27ZM29 194H30V193H29ZM40 194H41V192H40ZM104 194H103V196H104ZM125 194H124V195H125ZM134 194H135V195H134ZM137 194H140V193H137ZM147 194H148V193H147ZM149 194H150V193H149ZM149 194H148V195H149ZM158 194H159V193H158ZM162 194H163V193H162ZM162 194H160V195L162 196ZM187 194H189V193L186 192V195H187ZM195 194H196V193H195ZM119 195H120V194H119ZM119 195H117V196H119ZM122 195H123V194H121V196H122ZM127 195H125V197L122 196V199H123V198H124V199H127V198L129 199V197H128ZM132 195H131V196H132ZM148 195H147V196H148ZM183 195L185 196V194H183ZM183 195H182V196H183ZM252 195H253V194H252ZM259 195H260V194H259ZM263 195H264V194H263ZM3 196H4V195H3ZM6 196H7V195H6ZM6 196H4V197H6ZM18 196H19V195H18ZM25 196H26V195H25ZM117 196H116V197H117ZM121 196H120V197H121ZM126 196H127V197H126ZM129 196H130V195H129ZM138 196H139V197H137V196H135V197H137V198L140 199V195H138ZM143 196H144V195H143ZM147 196H146V197H147ZM149 196H150V197H149ZM149 196H148V198L150 199L153 195L150 194ZM95 197H96V195H95ZM116 197H114V198H116ZM135 197L132 198V199H134V201H135V199H136ZM173 197H174V196H173ZM188 197H189V195H188L187 197H185V199H187ZM190 197H189V198H190ZM247 197H248V196H247ZM249 197H253V196H249ZM255 197H256V196H255ZM14 198H15V197H14ZM20 198H21V197H20ZM49 198H48V199H49ZM85 198H86V199H85ZM89 198H88L87 202L91 201V200H89ZM91 198H92V197H91ZM91 198H90V199H91ZM100 198H101V197H100ZM102 198H103V197H102ZM117 198H118V197H117ZM117 198H116V199H117ZM180 198H181V197H180ZM180 198H179V199H180ZM257 198H258V197H257ZM94 199H95V198H94ZM124 199H123V200H124ZM139 199H137V200L139 201ZM146 199H147V198H146ZM151 199H152V198H151ZM183 199H184V197H183ZM245 199H246V197H245ZM251 199H252V198H251ZM255 199H256V198H255ZM140 200H141V199H140ZM143 200H145V198H143ZM260 200H261V199H260ZM8 201H9V200H8ZM105 201H106V202H105ZM114 201H115V200H114ZM119 201H121V200L119 199ZM119 201H118V202H119ZM132 201H133V200H132ZM174 201H175V200H174ZM26 202H27V201H26ZM118 202H116L117 205L119 204ZM121 202H122V201H121ZM123 202H124V201H123ZM127 202H128V201H127ZM127 202H126V205H127L130 201H129L128 203H127ZM135 202H137V201H135ZM139 202H142V203H143L142 200L139 201ZM179 202H180V201H179ZM261 202H263V201H261ZM11 203H12V202H11ZM17 203H18V201H17ZM17 203H16V204H17ZM83 203H86V201L83 202ZM94 203L96 204V207L94 206V205H95ZM174 203H175V202H173V204H174ZM176 203H177V201H176ZM263 203H264V202H263ZM18 204H19V203H18ZM18 204H17V205H18ZM23 204H24V203H20L18 206L16 205V207H15V210H16V211H15V212H17V213L19 214L20 211L23 210V206H24ZM89 204H90V203H89ZM106 204H110V205H108V206L106 207ZM120 204H121V203H120ZM132 204H133V203H131V204L129 203V206H132ZM135 204H136V203H135ZM137 204H138V203H137ZM137 204H136V205H133V206H136V207H137ZM177 204H179V203H177ZM180 204H181V203H180ZM184 204H185V203H184ZM198 204H199V203H198ZM205 204H206V203H205ZM205 204H204V205H205ZM139 205H140V204H139ZM194 205H195V204H194ZM204 205H203V207H204ZM206 205H208L209 208L211 207V206H210L211 204H206ZM206 205H205V207H204L203 209H201V206H202V205L199 204L200 207H199V208L196 207V209H197V210H198V209H199V210L201 209V211H202V210L205 211V209H208V207H207ZM13 206H14V205H13ZM93 206H94L95 208H94ZM115 206H116V204H115ZM127 206H128V205H127ZM129 206H128L127 208H129ZM133 206H132V207H133ZM178 206H179V205L176 206L177 210H175V211H177L178 213H180L181 217L183 218V219H180V220H182V221L180 222V225H181V226H183V225L185 226V224H183V223L187 222V220L190 221V219H189L188 217H186V216H188V215L186 214V216H185V213H188V211L185 212L186 210H183V208L185 209V207H182V206H184V205L180 206V207H182V208H180V207L178 208ZM187 206H188V204H187ZM189 206H190V205H189ZM192 206H193V205H192ZM195 206H196V205H195ZM197 206H198V205H197ZM25 207H26V206H25ZM25 207H24V208H25ZM120 207L123 209V212H124L125 208H123V206H120ZM120 207H118V208H119V212L121 213V212H122V209H121ZM141 207H142V204H141L140 208H141ZM206 207H207V208H206ZM85 208H86V207H84V208H82V209H84V210L86 211ZM114 208H115V207H114ZM114 208H113V209H114ZM118 208H117L116 210H118ZM133 208L135 209V207H133ZM138 208H139V207L136 208L135 212L137 211ZM176 208H174V209H176ZM221 208H222V207H221ZM240 208H241V207H240ZM29 209H30V208H29ZM36 209H37V208H36ZM87 209H88V208H87ZM120 209H121V211H120ZM129 209H130V208H129ZM129 209H128V210H129ZM134 209H133V210H134ZM186 209L188 210V208H186ZM189 209H190V211H189L190 213H188L189 216L193 214V215H195L194 218H196V211H195V213H194V212L192 213V211H191L192 208L189 207ZM223 209H224V206H223ZM34 210H35V209H34ZM34 210H31V211H29L28 213H33ZM108 210H109V212H108ZM114 210H115V209H114ZM130 210H131V212H132V214H133L132 208H131ZM199 210L197 211V217L199 216L198 218H200L199 220L201 221L203 217L201 218L200 215H203L202 213H204V212L202 211V213H200ZM208 210H209V209H208ZM210 210H211V209H210ZM220 210H221V209L216 210L217 213H219L218 215H220V213H223V212H221ZM225 210H226V208H225ZM225 210H224V213L226 212ZM240 210H241V209H240ZM26 211H27V210H26ZM32 211H33V212H32ZM79 211H80V213H79ZM218 211H220V212H218ZM100 212H99V213H100ZM106 212H105V213H106ZM115 212H117V211H115ZM115 212H114V213H115ZM123 212H122V213H123ZM184 212H185V213H184ZM206 212H208V211L206 210ZM209 212L211 213V215L214 214V213H216L215 211H214V213L211 212V211H209ZM227 212H228V211H227ZM227 212H226V213H227ZM13 213H14V211H13ZM22 213H23V212H22ZM85 213L87 214L86 218H89V217H90V219L93 218V217L96 218V217L98 216V213H97V212H93V211H91V209H90V210H87ZM107 213H106V214H107ZM120 213H118V212L116 213V214H117L116 216H118L119 218L122 217V216H120ZM199 213H200V214H199ZM224 213H223L224 216H223V215H220V216H221V217H222V216L225 217V216H226V213H225V214H224ZM228 213H229V212H228ZM228 213H227V217H229V216H228ZM242 213H243V212H242ZM245 213H247V212L245 211ZM15 214H16V213H15ZM24 214H25V213H24ZM26 214H27V213H26ZM48 214H49V213H47V215H45V216H48ZM51 214H50V215H51ZM103 214H104V212H103ZM103 214H102V215H103ZM106 214H105V215H106ZM109 214H108V215H109ZM134 214H135V213H134ZM243 214H244V213H243ZM20 215H21V214H20ZM22 215H23V214H22ZM28 215H29V214H28ZM31 215H32V214H31ZM31 215H30V216H31ZM100 215H101V213L99 214V216H100ZM112 215H113V214H112ZM121 215H123V214H121ZM183 215H184L185 217H184ZM206 215H207V214H206ZM206 215H205V216H206ZM208 215H209V218H210V217H211L210 214H208ZM218 215H217V217H218ZM229 215H230V214H229ZM18 216H19V215H18ZM25 216H26V215H25ZM25 216H24V217H25ZM30 216H29V217H30ZM84 216H85V215H84ZM84 216H83V217H84ZM212 216H213V215H212ZM220 216H219V218H221ZM15 217H16V216H15ZM22 217H23V216H22ZM22 217H21V218H22ZM29 217H28L27 219H25V220H28ZM109 217H110V216H109ZM118 217H117V219H119ZM192 217H193V216H192ZM207 217H208V216H207ZM214 217H215V216H213V219H214ZM217 217L215 218L216 221H217V219H218ZM227 217H225V218L227 219ZM230 217H231V216H230ZM49 218H50V217H49ZM80 218H82L81 215H80ZM110 218H111V217H110ZM110 218H109V219H110ZM112 218H114V217H112ZM205 218H206V217H205ZM205 218H204V219H205ZM46 219L49 220L47 217H46ZM58 219H59V218H58ZM58 219H57V220H58ZM83 219H84V218H83ZM83 219H82V220H83ZM117 219H116V220H117ZM215 219H214V221H215ZM221 219H222V218H221ZM221 219H220V223L222 222ZM7 220H8V218H7ZM17 220H18V219H17ZM21 220H22V219H21ZM57 220L55 221V224L58 223ZM59 220H60V219H59ZM80 220H81V219H80ZM82 220H81V222L79 221V223H80V224H79V227H78V225H77V227H78L79 229L81 228L80 225H81V223H82ZM84 220H85V219H84ZM86 220H87V219H86ZM96 220H97V219H96ZM191 220H192V219H191ZM207 220L210 221L211 218H210V219H207ZM218 220H219V219H218ZM228 220H229V219H228ZM23 221H24V220H23ZM23 221H22V222H23ZM203 221H204V220H202V222H203ZM205 221H206V220H205ZM205 221H204V222H205ZM24 222H25V221H24ZM28 222H29V221H28ZM84 222H85V221H84ZM212 222H213V221H212ZM217 222H219V221H217ZM224 222H225V221H224ZM226 222H227V220H226ZM7 223H8V222H7ZM60 223H61V222H60ZM60 223H58V225H60ZM177 223H179V222H177ZM207 223H208V222H207ZM220 223H217V225H219ZM82 224H83V223H82ZM172 224H173V223H172ZM208 224H210V223H208ZM214 224H215V223H214ZM254 224H255V223H254ZM178 225H179V224H178ZM221 225H222V223H221ZM251 225H252V224H251ZM213 226H214V225H213ZM215 226H216V224H215ZM173 227H174V226H173ZM244 227H245V226H244ZM73 228H74V227H73ZM177 228H178V226H177ZM210 228H211V227H210ZM246 228H247V227H246ZM246 228H245V229H246ZM248 228H249V227H248ZM251 228H252V226H251ZM175 229H176V224H175ZM212 229H213V227H212ZM234 229H235V228H234ZM239 229H240V228H239ZM243 229H244V228H243ZM252 229H253V228H252ZM74 230L76 231V229H74ZM77 230H78V229H77ZM80 230H81V229H80ZM78 231H79V230H78ZM239 231H240V230H239ZM239 231H238V232H239ZM227 232H231V230H230V231H227ZM234 232H236V231L234 230ZM244 232H246V231L244 230V231H243V234H244ZM255 232H257V231H255ZM88 233H89V232H88ZM240 233L242 234L241 231H240L239 233H237V234H240ZM237 234H236V235H237ZM256 235H258V234H256ZM17 237H18V236H17ZM20 237H21V236H20ZM38 240H39V239H38ZM31 242H35V241H32V240H31ZM31 242L29 241V243H31ZM37 242H38V241H37ZM29 243H28V244H29ZM26 245H27V243H26ZM31 245H32V244H31ZM32 246H33V245H32ZM34 246H35V245H34ZM241 248H242V246H241ZM237 253H238V252H237ZM228 254H229V253H228ZM238 254H239V253H238ZM225 255H226V254H225ZM250 256H251V255H250ZM222 257H223V256H222ZM234 257H235V256H234ZM234 257H232V258H234ZM239 257H240V256H239ZM245 257H246V255H245ZM245 257H243V258H245ZM247 257H249V256H247ZM220 259H221V258H220ZM224 259H225V258H223L222 260H224ZM236 259H237V258H236ZM226 260H227V259H226ZM151 261H152V263H153V262H159V263H160V261H158V260L156 261V259H152ZM169 261H170V260H169ZM167 262H168V261H167ZM170 262H171V261H170ZM242 262H243V261H242ZM255 262H256V260H255ZM149 263H150V262H149ZM210 263H211V262H210ZM222 263H225V262H222ZM153 264H154V263H153ZM160 264H161V263H160ZM211 264H212V263H211ZM213 264H215V263L213 262ZM220 264H221V263H220ZM227 264H228V263H227ZM231 264H232V262H231ZM233 264H234V263H233ZM237 264H239V263H237ZM245 264H246V263H245ZM250 264H251V263H250Z\"/></svg>","mask_w":264,"mask_h":264}]
</instances>
